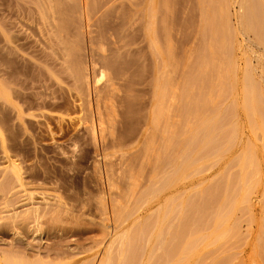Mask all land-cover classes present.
<instances>
[{
  "label": "rangeland",
  "instance_id": "374dc122",
  "mask_svg": "<svg viewBox=\"0 0 264 264\" xmlns=\"http://www.w3.org/2000/svg\"><path fill=\"white\" fill-rule=\"evenodd\" d=\"M24 1L29 2V3L31 2L29 0H24ZM52 1L53 0H51V1L49 0V2H51V3H52ZM59 1L61 2V4H65V5H63L64 8L68 7V5H70V4L71 5L69 7H71L72 4L75 5L73 7L74 8L76 7L75 8L76 10H74L73 7H72V9L74 11H77L80 15L78 16V14L76 12V16H74L75 12L73 10H71L70 12L67 11V14L71 13V16H70V14H68V15L64 14L65 16L61 15L60 13H58L56 10H53V9L51 12L50 11L51 6H52L51 3H50V6H48L49 2L46 3L47 4L46 5L45 2H43V0H41V4H42V2L44 3V5H41V7H43L44 13H45V15L43 17L45 21L44 20L41 21L42 17H39L40 15L35 17L37 13H34L35 15L33 17V15L32 14L30 15L28 12L24 13L25 10L23 8L20 9L21 8L20 6L18 7V5H17V7H16V3H14V2L10 3L9 2L8 3L9 5H8L6 1L0 0V5H1L0 11L1 12H2L3 7H5L3 9H9L10 5H11L10 11L12 13H13V10L14 11L16 10L15 15L12 14L11 17H10V15L7 16L3 12H2L3 15L0 14V43L2 42L0 44V64H1L0 71L2 73V74H0V77L3 76V78H5V76H6V79H7L6 74L10 71L12 63L14 64V66L15 65L19 66V67L15 66L16 68L14 66H12L18 72L22 71L21 68L24 69V67H22V66H24V64H22V60H21L22 58L19 59L20 56L17 55V52L15 54L14 50H16V49L12 50L13 47H15V48H19V50L17 49L19 52L18 54L19 55L21 54V57L24 56L25 59L27 57L28 58L27 60H29V61H31L30 58L32 59L33 62H37V63H39V61H40V63L42 61H46L47 63L43 62V65H44V63L46 64L43 66V70H44L43 73L45 72V70L47 71V69L52 68L51 69V70H53L52 72H54V73L56 72L55 74L53 73V76L55 75L54 78L55 79L59 78V81H60V83H59V81H56L55 79L53 80V78H52L53 76L51 77L52 79L49 78V79H51V81L48 80L49 81L48 84L46 82V85H44L45 82L43 81L42 90H43V88L46 87L45 88L46 90H44L45 94L49 95L48 92L53 91L52 94L50 93V95H54L56 97V94H57L58 95L57 99H60V101H57L58 103L55 102V104H57L56 106L54 105L53 102L49 103V101L47 100L48 101V102H46L47 104H44L45 108H44L43 104L41 105V103H42L41 100L45 97V94L41 92V90H40L41 87H39L38 90L35 89L36 85L38 87V85L40 86L41 83L35 84V82L38 83V81L36 80L34 82L35 87H34V84H33V87L31 84V83H33L34 79H37L36 77L33 78L32 82H29V84H31L32 88L30 87L31 90H29V92L27 94H29V96H30L31 95L30 92L34 91L36 94L34 99H36V97H38L37 94L41 93V95H43V97L41 96L42 97L41 100L38 101L39 104L36 102V100H38V98L36 100L33 99V96L35 94L32 95V97L28 96L29 99H28L27 104H24L26 102L21 97V100L24 103L20 104L21 100L14 99V101H13L11 99V98H13L12 95L6 93V91H8L9 93L11 92L10 90H8V88H6L7 90L2 89V91L4 90V92L0 91V103H1L0 104V112H1L0 113V264H5V263L7 264V262L10 264L11 263L10 259H16L19 262H20V260H18V259H22L21 262L25 260L26 264H29V263H31V264H40V263L41 264H101L100 262H101V259H103L104 255H105V249L107 248V245L109 244L108 242H110V240L113 238V234L115 232L113 230V229H115L114 225H116L118 223V225L121 227L119 229L120 232L122 230L121 233L127 232L130 234L131 231H133L135 229L136 225H137V227L139 225H142L144 223V221H146L149 218H152V215L154 216L153 218H155V219L158 216V219L160 221L162 218L163 211H165L164 209H166L167 205L168 206L170 205L169 207H172V208L174 207L175 199H176V201H180L182 203L185 201L186 202L189 201L190 203H187L186 205L192 204V205L186 206L183 203V206L185 205L186 206L185 208H187V210H188V213H187L188 217L187 218L189 219V217H190V219H189L190 221H188V222H190L189 225L191 228L193 227V229L197 228L194 230L195 232L199 229V232H197V233H199L198 235H202V236L204 235L203 237H205L207 239V240L204 239V243L206 241L207 244L201 243V244H199L200 246H197V250H195L196 251L195 253H197L198 250L201 251V252L198 251V254H200L199 256H201V257H199L196 254L198 257L197 256L191 257L192 259L191 258L189 259V264H192L194 261H195L194 262L195 264H222V263L225 264V262H227V261H229L228 262L229 264H264V258H262V257H264V254H263L264 253V250H263L264 241L261 240V239L264 240V233L261 234V232L263 231V228H264V197H263L264 196V147L262 146L263 145L262 141L264 138H263V133H261L262 132L261 129H259V128H255V129L251 128L250 129L251 126H250V123L248 122L249 117L247 116L246 112L244 114L245 106L247 104H246V102H244L245 99L242 98V94L240 93L241 88H242L241 82H242L243 70H244V68H246L245 67L246 65H244L245 60L249 59L248 56L254 57L253 54L252 55H251V53L249 54V52H251V51L244 50V52H247V55H245V54H243L244 52H242L244 47H241V45H240V44H242L241 41H239L240 44H236L238 42L235 43V46L238 47V48L235 47L236 51L234 52V55H233V58H234L233 64H235L234 65L235 72L233 70V73H234L235 77H233V74H231V73L227 74V72L225 71V73L228 76L227 77L226 74L224 75L223 79H225V82L223 79H220L218 72H216L217 70H214V67H216L215 66L216 64H214V65H213V63H210V65L208 64V67L210 66V68H208V70L216 72L215 74L213 72H211L213 74L212 76L214 77L215 75H217V77H219V78L217 80H215L216 79V76H215L214 77L215 79L214 78L212 79V81H214V85H213L214 90L213 89L208 90V87L206 88L207 92L211 91V90L213 91V92H211V94L212 95L214 94L213 95L214 97L212 98V95L207 97L209 102L207 100L205 102L206 110L204 111V113L206 114V111L207 112L209 111L206 114V117H209V119L212 117V119H213V120L210 119L209 121H215L217 119V116L218 117H219V115L222 116V114L224 113L225 116H224V118L222 116L220 118V121H223L222 123H224L226 125L229 124V125L225 126L224 124H222L225 126V127L224 126L222 127V129L225 131H223V133L220 135L214 134L213 140L215 137H216V139L213 141V144H211L212 142L210 143V147H208L206 150L204 149L205 151L203 149L199 150L201 148L200 146L202 145V139L201 138H203L200 134L201 133L203 134V131H200L197 133L196 132L197 129H195V128H197L196 125L200 121L199 118H201L202 115H204V114H202V115L198 114L199 117L196 118L197 117L196 113H198L200 111L199 106L202 107L201 104H203L202 103L203 101L200 103V99H201L200 96L201 95L198 91L200 89L201 83H199V85H200L199 89L197 86L198 80H200L202 77V75L199 72L200 71L199 67L201 66L199 63L200 62V59H199L200 53L199 52H200L201 47H198V46H202V43H203L202 38H201L202 29L199 26V25H201V23H199V22H201V18H200V11L198 9L199 4H197L198 3L197 0H175V1L170 0L169 4H171V3L172 4L169 5V10H167V9L164 10L166 7L165 6H164L165 8L161 7L163 5H160V7H159L158 3L160 2L161 4H163L162 0H152V1H154L155 5L153 4V2L151 0H117V1L116 0H112V1L111 0H96V4H97L96 9H94L92 11H91L92 8L90 7L91 5H93L92 0H88V3L91 2L90 4H88L89 6H87V7L91 8L90 11H88L89 16L86 13L87 11H84V12L80 11L79 6L81 7V10H83V8H82L83 0L79 4H78L79 0H77L76 3L72 2L71 0H69V1L68 0L67 1L66 0H57L55 3V0H54L53 4H57ZM65 1L67 2L68 5L66 4ZM152 4L154 5L153 7H155V9L153 7L152 8L155 10L157 15L155 13H153L154 11L151 8ZM14 5H15V7H14ZM45 5L48 6L47 9L48 10L50 9L49 11L45 9L46 8ZM112 5L114 8L112 7ZM170 6H171V8H170ZM13 7H14V9H12ZM147 7H148V9H147ZM15 8H17V9H15ZM77 8H79V9H77ZM18 9L20 10L19 13L22 12L25 14V16H22V13H20L18 15V12H17ZM21 10H24V11H21ZM87 10H89V9H87ZM149 11L154 14L153 17L151 16L152 13H150ZM16 12H17V15H16ZM80 12L83 14H81ZM231 12H232L231 14L235 13L233 7L231 8ZM84 13L86 15H84ZM162 13L163 14L165 13L164 15H167V16H164ZM26 14H27V16H26ZM123 14H124V16H123ZM171 14H172V17H175L174 20L170 18ZM189 14H191V15H189ZM198 14H199V17H198ZM4 15H6V16H4ZM81 15L84 16V17L82 16L84 19H82ZM29 16H32V17H29ZM61 16L66 17V18L69 17V22H70L69 24H71V25L67 24L66 30L58 33L59 27L61 25L60 19L58 17H61ZM154 16H156V17H154ZM25 17H28V18H25ZM165 17H167L168 21ZM194 17H195V19H192ZM77 18H79V19H77ZM152 18H153V20H152ZM184 18H185V20H184ZM137 19H138V21H137ZM154 19L156 20V24L155 25L153 24V25L155 27V30L158 29L156 33H158V32L160 34L162 33V35L159 37L160 41L164 37L165 29L167 27L169 28L170 26H172L169 28V29H171L172 32L171 31H169V32L172 35L171 37L173 40L171 41V46L175 50V54H176L175 60L177 61L176 62L174 60V62L170 63L169 67L167 68L169 70L170 69L173 70V71L172 70L168 71L172 75L170 77V79L172 78L171 82H172V80H173V82L171 83L172 85L169 87V92H168L169 95H167L164 98L165 101H163V103L161 104L162 107H160L166 114L163 112V116H162L163 119L161 118L159 123L158 124L156 123V125L154 124L155 123V121L153 119L154 116H152V115H153L154 111L156 112L159 109L158 106H160V104H159L160 103V97H159L160 95H159V92L157 90L155 91V85L152 82V80H154V76H152L154 74V69H152L153 68V62H152L153 60H152V54H151V50H150L151 48H149V45H150V43L148 41L149 39H147V37H146L147 27H149V26L146 27V25H147V23H149V21L154 23ZM82 20H83V22H82ZM231 20H232L231 25L236 26V22H235L236 18L231 17ZM43 21L47 25H45L43 23ZM90 21H91V23H90ZM126 21H127V23H125ZM187 21L189 24L187 23ZM52 22H54V23H52ZM131 22H132V24H131ZM138 22H140V23H138ZM175 22H176V24H175ZM40 23H42L44 25H42ZM50 23H52V24H50ZM152 23H151V25H152ZM161 23H163L165 26ZM171 23H172V25H171ZM180 23H183V24H180ZM87 24L90 25V27H88ZM99 24H101V25H99ZM49 25L52 27L50 28ZM98 25H99V27H98ZM142 25L145 27H143ZM156 25H157V29H156ZM45 26H48L49 28L48 27L46 28ZM232 26H231V28L234 27V29L232 31H234L236 29V27L235 26L232 27ZM126 27L128 29H126ZM173 27H174V29H173ZM52 28H54V29L51 31ZM183 28H185V29H183ZM188 28H189V30H188ZM131 29H132V31H131ZM161 30H163V31L161 32ZM180 30L182 31L183 35L181 34ZM103 31H104V33H103ZM40 32L43 35H41ZM92 32H94V33L97 32V33L94 34ZM131 32H132V34H131ZM52 33H53V38H51ZM118 33L120 35L124 34L123 35L124 39H122L123 38L122 35H121V37H122L121 38ZM159 33H158V35H159ZM8 34H10V35H8ZM47 34H49V35L47 36ZM54 34L55 35L57 34V35L55 36ZM100 34L103 35V38L101 37L102 42L100 41V37H99ZM104 34H105V36H104ZM112 34L115 35L116 38L113 37ZM28 35H30V36H28ZM72 35L76 39L70 38ZM77 35H78V37H77ZM140 35H142V36H140ZM173 35H174V37H173ZM12 36H15V37H12ZM43 37H44L45 41L43 39H41ZM61 37L63 40L61 39ZM83 37H84L85 41H84V39H82ZM94 37H95V39H94ZM189 37H190L191 41L189 40ZM11 38H13L14 41ZM25 38H27V39H25ZM98 38H99V40H98ZM138 38H139V40H138ZM9 39L12 40L11 41L12 43L10 42ZM71 39L74 40L73 41L74 43L72 42ZM163 39L161 42L164 45L161 42L160 43L162 46L165 47V43H164ZM186 39H188V40H186ZM194 39H195V41H194ZM5 40H7L6 44H8L7 42L9 41V47L5 43H3V42H5ZM32 40H33V42H32ZM113 40H115V41H113ZM43 41H44V43H43ZM56 41H57V43H56ZM60 41H61V44L59 43ZM68 41L70 43H68ZM116 41L119 44H115ZM179 41H181L180 44H179ZM187 41H189V42H187ZM203 41H204V39H203ZM65 42L67 43V45H65L66 44ZM71 42L73 43L74 46H76V48L72 47ZM100 43H102L101 44L102 48L100 47ZM130 43H132V45ZM14 44H16L17 46ZM24 44H25V46H24ZM41 44H43V45H41ZM62 44L64 45V47ZM97 44H99V45H97ZM125 44L126 45L128 44V45L125 46ZM141 44H143L144 46ZM2 45H3V47H2ZM4 45H6L7 47ZM18 45L21 46L22 48H20ZM46 45H48L49 47ZM70 45H71V47H70ZM114 45L115 46L117 45L118 49H116L117 46L115 47ZM54 46L56 48L53 49ZM61 46H62V48H61ZM92 46L95 49L92 48ZM190 46H192V47H190ZM239 46L241 47V49ZM25 47L28 51L25 49ZM103 47H105V48H103ZM129 47H130V49H128ZM68 48H70V49L68 50ZM77 49H78V51H77ZM91 49H92V51H91ZM102 49L105 52L107 51L106 54H105V52L101 53ZM133 49H136V50H133ZM184 49L186 51H184ZM188 49L190 50L189 52H188ZM1 50L3 52H1ZM7 50H9V51H7ZM22 50H25V52ZM43 50L46 52L44 53ZM47 50H49V51H47ZM58 50L60 51V53ZM61 50H63V51H61ZM12 51H13V54H12ZM31 51L36 52L37 54L34 52L33 53L37 57H35V55ZM142 51H143V54L145 53L144 55L142 54ZM26 52L32 54V56L34 55V58L31 57L30 54H26ZM63 52H64V56H63ZM91 52H94V54L93 53L91 54ZM113 52L115 55L120 54V57L122 55V57L120 58L122 60H120V59L119 60L121 61L122 68H125L127 73H128L129 67L131 66L130 70H129L130 73H129V75L128 74L127 75L130 78H132V79L134 78V79L132 81V79H130L128 77V79H130V80L127 79L126 81L125 80H123V81L118 80L117 81L119 83V85H122V86H120L122 88V90L118 93V96H116L115 102H116V106L118 107L119 114L120 113L121 114L119 115L118 118H116L113 129H111V130H114V132H115L114 135H111L110 133H108L107 136L105 137V139L101 140V138H100L99 140H97V142H93L94 140H92V137H90L91 134H90V129H89L90 123H91L90 122L91 120H89V119H91L92 115L88 110L89 109L88 105H87L88 96L87 95L85 96V92H83L84 94L82 93V91H84V90H82L81 88L78 89L77 85H75L76 83L74 82L75 81L73 79L74 77L72 78V70H70L72 68L70 66L72 64L75 65L76 61L77 62L82 61L83 63L89 64L90 61L92 60V56H94L93 59L99 58L102 55H106V56L108 55L107 57L113 58V56H114ZM6 53L8 56L6 55ZM43 53H44V55H43ZM147 53L150 56H148ZM1 54H2V56H1ZM55 55H56V57L54 58L53 56H55ZM181 55H184L185 57L181 56ZM15 56L19 57V58L16 59ZM136 56H138V57H136ZM139 56H140V58H139ZM197 56H198V58H197ZM123 57H125V58L123 59ZM13 58H14V61H12ZM195 58L197 59V61H195L196 60ZM5 59H7V60H5ZM133 59H134V61H133ZM239 59H240V61H239ZM242 59H244V60H242ZM71 60H75V61L73 62ZM86 60L88 62H86ZM126 60L127 61L129 60V61L126 62ZM178 60H179V62H178ZM236 60H238V61H236ZM252 60H253V62H251V64L252 65H253V63L256 64V65H253L254 67H256L257 66L256 60L254 58ZM7 61L8 62L10 61V62L8 63ZM16 61L19 62L20 64L19 63L17 64ZM59 61H60V63H62L61 65H63L62 66L63 68L61 67L60 64H58ZM131 61H133V62H131ZM186 62H188V63H186ZM197 62H198L199 67H197ZM227 62L228 61H226V63L224 62L225 66L230 63V62H228V64H227ZM6 63H8V66L10 68L7 66ZM143 63H144V65H143ZM51 64L53 65V67H50ZM57 64H58V66H57ZM64 64H66V65H64ZM28 65H32V64H28ZM28 65H25V68L26 67L27 68H26V70H24V73H25V71H27L29 73L32 72L31 71L32 66H30L31 68L29 69ZM74 65H72V66H74ZM185 65H187V66H185ZM229 65H230V68L233 67L231 65V63ZM47 66L50 68H47ZM183 66H185V68ZM6 67H8V68H6ZM19 68H20V70H18ZM134 68H136L137 70ZM190 68H192V69H190ZM223 68H224V65H223ZM230 68L228 69V66H227L224 70H227V69L230 70ZM3 69H5V70H3ZM7 69L9 70L8 72H6ZM198 69H199V71H198ZM59 70L61 72L63 70V72L59 73ZM189 70H190V72H189ZM3 71H5L6 74ZM258 71L260 72L259 69L257 70V72ZM192 72H195V73L193 74ZM198 72L200 75L198 74ZM228 72H231V71H228ZM240 72H242V73H240ZM65 73H66V75H65ZM99 73H100V71H98L96 75H98L100 77L101 75H99ZM110 73L108 74V71H105V74L107 77L105 76L102 79L101 85L104 86L106 84L108 78L110 77L109 76ZM142 73H144V74L142 75ZM190 73H191V75H190ZM37 74L38 73H36V75ZM58 74H60L59 77H58ZM192 75L194 78H197L196 79L197 81H194L196 83V85H195L196 87L193 86L194 83L191 81V80H195L193 78L192 79L190 78ZM194 75H197V77H195ZM60 77H62V78L60 79ZM183 77L185 78L184 80L182 79ZM187 77H188V80H187ZM226 77L228 80H226ZM149 78H150V80H148ZM235 78L237 80H235ZM135 80H137V81H135ZM221 80L223 81L222 83L224 84V86L221 85ZM185 81H186V83H185ZM216 81H217V83H216ZM53 82H54V85H53ZM132 82H134V83L132 84ZM219 82H220V85L218 84ZM144 83H145V85H144ZM225 84H227V85H225ZM50 85L52 86L50 88L53 89V87H54V88H56V91H55V89H53L51 91L50 88H49V90H50L49 91L48 87ZM71 85H72V87H71ZM73 86H74V88H73ZM152 86H154V87H152ZM183 86H184V89H183ZM225 86H227L229 89ZM185 87H186V89H192V96L190 94V98H189V100H187V101H189L188 103L190 104V106L192 105L191 111L187 115V121H186V117H185V113H186L185 112V107H186L185 104L187 102V101H185L186 99L184 96ZM190 87H192V88H190ZM193 87H194L195 91L193 90ZM217 87H219V88H217ZM60 88H62V89H60ZM76 88L78 90H76ZM32 89H33V91H32ZM218 89L220 91H222V89H223V91H226V89H227V91H229V92L226 91L225 95H222L223 96L222 98L221 97L216 98V96L218 95V92L220 93V91ZM180 90H181V92H180ZM37 91H39V92L36 93ZM54 91L57 93H55ZM59 91H61V92H59ZM77 91H78V94L79 93H81V94L78 95ZM53 93H55V94H53ZM127 93H128V95H127ZM141 94H142V96H141ZM180 94H182V95H180ZM9 95H11V96H9ZM2 96L4 98L3 100H2ZM78 96H80V97H78ZM196 97H197V99L198 98H200V99H198V101H196L197 100ZM132 98H134V99H132ZM128 99H130V100H128ZM29 100L32 101L33 108L31 106V104L29 103ZM45 100H46V98H45ZM149 100L151 103L149 102ZM16 101H19V102H17L18 105H16V103H15ZM121 101L122 102L124 101L123 103H125V106H122L124 104ZM127 101H129V102L127 103ZM6 103H8V104H6ZM117 103L119 104V106ZM188 103H187V105H188ZM222 103H223V105H222ZM224 103H225V105H224ZM244 103L246 104L245 106H244ZM50 104H52L53 107ZM128 104H129V106H128ZM194 104H195V106H194ZM20 105H21V107H22V105H24V106L26 105L25 107H22L24 109L29 105L27 107L28 111H26L27 109H25L26 112L24 114H21L20 113V109H21ZM169 105L171 106L170 108H169ZM220 105H221V107H220ZM11 106L13 107V109L11 108ZM18 106H19V108H18ZM30 106L32 109H30ZM42 106L46 110H44L42 108ZM152 107H154V108H152ZM163 107L166 108V110L163 109ZM170 109H171V111H169ZM197 109H198V111H197ZM239 109L241 110V112H239L240 111ZM229 110H231V111H229ZM224 111H227L229 114L227 112H224ZM232 111H235V112H232ZM30 115L32 117H29ZM214 115L216 117L215 120L213 117ZM9 116H10V118H9ZM194 116H196V117H194ZM80 117H81V120H80ZM232 118H234V119H232ZM83 120H85L84 123H83ZM230 120H232V123L230 122ZM12 121L14 124L12 123ZM153 121H154V123H153ZM196 122H198V123H196ZM85 123H86V125H85ZM121 124H122V126H121ZM174 124H176L175 125L176 127L173 126V128H172V125H174ZM226 127H227V129H226ZM166 128H167V130H166ZM169 128H170V131H169ZM175 129H176V131H175ZM257 129H258V131H256ZM86 130H87V132H86ZM164 130H166V131H164ZM252 130L256 131L254 136H253L254 132ZM173 131L176 132L175 135H174ZM229 132L231 134H229ZM232 132H234V134H232ZM257 133H258V136H257ZM164 134H166V135L164 136ZM192 135L195 136L196 138L198 135L197 142L200 139L199 140L200 145H198L199 146L198 147L199 153H200V151L203 150L205 153L203 151H202V153L206 154V156L210 157V159H209V157L208 158L206 157V160L209 159V161H210L212 159V161H210L209 164H207V162H209L208 160L207 161L203 160L205 162V164H207L206 166H205V164H204V166L203 165L201 166L203 169L198 168V166L200 167V165L203 164L202 163L203 161H201L200 159H203L205 155L202 154L203 157L200 155L202 158L199 157V159H198L199 153H198L197 147H196L197 144L194 145V147H196V149L193 148L191 153H189V157L187 160V162L189 161V159L191 160V161H189L190 165H191L189 168L185 169L186 167H183V166L181 167L182 163L180 161L175 162L176 156L174 153H176V150H175V152L172 151V150H174L172 148H175V147H173L174 144L176 145L177 143L184 142L185 141L184 139H186V137L190 138ZM199 135L201 136V138H199ZM224 135L226 136L225 138H227L228 141H230V139H232V137H230L231 135L233 137L236 135L234 137L236 139H235V141H233L234 139L232 140L235 143L233 145L234 147L233 148L231 147L230 151L228 150L229 148H227V146L228 145L231 146L233 144L232 141H230L231 144L228 143L226 148H225V146H223L225 148V150H223V152L225 151L226 153L223 154V152L221 151L220 153L225 155V157L222 156L224 158H221L220 156L222 154L218 156L217 152H215V151H217L216 148L218 149L220 147L217 144H220L222 141V138L219 136L223 137ZM166 136L167 137L171 136V138H174V139H171L174 142V144L172 142V148H168V151H167V149H164ZM193 136H192V138H194ZM162 137H164V139ZM219 138L221 139V141ZM225 138H223V141L226 140ZM116 140L118 143L116 142ZM150 140L151 141L154 140L155 144L153 142H151ZM226 141H225V143L227 144L228 141L227 142ZM120 142H122V143H120ZM94 143H96L97 146L94 145ZM150 143L152 144V146ZM194 143H196V142L194 141ZM225 143L222 142V145H224ZM149 144L151 147L148 146ZM248 144H250V145H248ZM108 145L110 146V148ZM158 145L160 148L158 147ZM163 145H164V147H163ZM222 145H221V147H222ZM235 145H236V147H235ZM249 146L250 147L252 146V148H251V149H253L252 152L255 151L257 161H258V165L260 164L259 165L260 169L258 168L259 174H257L258 177L255 178V181L253 183L254 189L253 190L251 189V191H253V193L251 192V194H250L248 192L249 196H248V193L245 195H243V193L240 194V192H241V188H240L239 191L238 190L236 191V193H238V194L235 193L236 195H232V191H233L232 188L239 181V178H236V181L237 180L238 181L235 182V177H238L239 174L236 173L238 176L236 175L234 177V179H233V176H229L230 172L233 171L229 165H233L232 162H234L236 160V158H238V157L240 158V157L248 154L249 152H251L250 150H249V152L247 150L250 148ZM157 147H158V149H157ZM224 148H221V149H224ZM105 149H106V151H105ZM169 149H170V151H169ZM194 150L197 151L196 155H198V156L195 155L197 158L194 156V153H196V152H193ZM227 150H228V152H227ZM165 151H167V152H165ZM207 152L208 153L210 152L212 157L210 156V154L207 155ZM166 153H167V155H166ZM169 155H170V157H169ZM172 155L175 157V159ZM192 157H195L197 159V161L200 160V163H199V161L198 162L194 161L196 159H194ZM234 157H235V159H234ZM191 158L194 160H192ZM213 159L215 161L214 164H213ZM232 159H233V161H232ZM170 160H171V162L173 161L172 162L173 165L175 164L174 167H173V165H172V167L169 166L170 164L167 163ZM229 160L232 161V162L230 161L232 164H230ZM227 162H229V165H227L228 164ZM13 163L15 166H17L16 168H18V170L15 168V166L13 167V165H12ZM193 163H195V164H193ZM210 164H211V166H210ZM212 164L214 165L213 167H212ZM235 164H236V162L234 163V165ZM193 165H195L194 168H192ZM225 165H226V167H225ZM234 165H233L234 171L238 172L235 169ZM176 167L177 168L181 167L178 172H177L178 169ZM172 168L178 174L175 173L174 171H172L171 170ZM196 168H198L197 172H192ZM228 168H229V171L227 170ZM175 169H177V170H175ZM188 169L191 172V174L188 173L189 172ZM8 170L10 173L8 172ZM223 170H225L224 171L225 174L229 173L225 176L228 178L230 177L229 180L234 181L233 185L230 184L232 181H229L224 176V173H222ZM162 171H163V173H162ZM219 171H221L222 174ZM164 172H165L166 177L169 178L168 182L170 180L173 182V184L171 183L172 187L169 189L167 188V186H171L170 183L168 184L167 181L165 180L168 185L165 184L164 179L160 180V177H159L160 175H163ZM10 174H11V176H10ZM8 175H9V177H8ZM221 176L224 177L225 179H227L229 182L228 181L225 182V179H222ZM218 177H220L222 180H224V182L222 181L223 185L222 184L220 185V186H222L221 190L219 189L220 194L217 192H215V193H217L219 195L224 193L222 196L225 195L228 198V200H225V202L223 201L224 204L228 203V205H229V202H231L229 197L231 196V199L233 198L232 196L235 197L233 199H235L234 206H235L236 211L234 210L235 212L233 214V213H230V210H229V212L227 210V213H229L227 215L229 217H227V218L224 217L225 221H227V222H223V224L225 223L224 225H226V226H223V224H222V227L220 226L221 228H219L220 229L219 233L221 232V230L224 227H227V230H225L226 232L230 228L231 229L233 228L232 230L230 229L226 235V237H227L229 234L230 235V237L228 236L229 238H227L226 240H225V237H223L224 239L218 238V240L222 239L224 243L220 240H219V242H217L218 240L216 238L218 237V235H217L218 232L214 234V232H213L214 227L212 226L213 225V223H212L213 222L212 221L213 215L212 214L213 213L215 214L214 211H218V208H215V206H219L221 204L219 202L221 201L222 196L218 199H215V201H214V197H211V198L209 197V199H211V200L213 198L214 202L207 199V197H208L207 196L208 186L210 187V185H213L215 188L216 183H218V182L221 183L220 178H218ZM14 178H16V179H14ZM157 178H159V180L162 182L160 183V181L157 180ZM18 179H20V181ZM109 179H111V180H109ZM218 179H219V181H218ZM153 180L155 182L157 180L158 184L155 185V182ZM110 183H112V184L110 185ZM225 183H227L228 186ZM159 184H160V186H159ZM161 184H163V185L161 186ZM229 184H230V186L232 185V188L229 186ZM116 185H117V187H116ZM159 187H160V190L162 192H160V190L157 189ZM117 188H119V189H117ZM154 188H155L156 194L153 191ZM204 188H205V190H204ZM210 188H209V191L213 190V187L211 189ZM224 188H225L226 193L223 191ZM149 189L151 190V191H149V194L151 193V195H153V196L155 195L154 198H152L153 196L150 197L152 199L149 198V195L147 192ZM112 190L115 192H113ZM157 191H159V193ZM153 192H154V194H152ZM239 194L242 197L244 196V199L248 196L246 198V199H248L246 204H245V200L242 201L243 198L241 196L238 197ZM200 195H201V197H200ZM113 198L115 199V202H114ZM121 198H123V199H121ZM236 198L239 200V202H238L239 204L236 202L237 201ZM110 199L112 200V203H111ZM180 199H183V200H180ZM240 200L242 201L241 204H240ZM122 201H124V202H122ZM216 201H217L218 205H216ZM248 202H249V204H248ZM121 203H123L124 205ZM182 203H179V205ZM208 203H210V204H208ZM102 204L105 207H103ZM119 204L122 206H120ZM177 204H178V202L175 204V208H176L175 212L177 210H178L177 212H182L184 207L182 205H180V208H179V206H177ZM207 204H208V207H207ZM230 204H231L230 207L228 205H226V206L223 205V209L225 207H227V209L231 208V212H232V206H233L232 204L233 203H230ZM247 204H248V207L250 206L249 208L247 207ZM244 205L246 206L245 208H244ZM124 206H125V208H124ZM234 206H233V209H234ZM112 207H113V209H112ZM114 207H116L117 210H115ZM210 207H212L213 209ZM31 208H32V210H31ZM35 208H39L40 211L39 210L38 211L41 213L37 212L38 214L36 215L33 212V214H35V216H34L32 214V212H30V213L27 212V210L33 211V209H35ZM104 208H106V209L108 208L109 211L108 210L106 211ZM245 209H246V212H245ZM112 210H114V211H112ZM209 210H212V213L209 212ZM25 212H27V213L24 214ZM56 212L58 213L57 215L55 214ZM175 212L172 213V215L174 217H175V215H177V213H175ZM174 213H175V215H174ZM209 213L211 214L210 216L212 217V219L209 216ZM28 214H30V215L28 216ZM39 214H42V216H40ZM123 214H124V216H123ZM189 214H190V216H189ZM206 214L208 216H206L205 218L203 217V219H202L201 215L204 216ZM225 214H226V212H225ZM24 215H25V217L23 218L22 216H24ZM193 215H194V217H193ZM31 216H34V217H31ZM121 216L123 218H121ZM118 217L123 219V221L120 219L122 223L120 221L117 222ZM208 217H210V220L207 221ZM191 218L192 219L195 218L194 219L195 221L192 220ZM124 219H126V220H124ZM155 219H153V220L156 223L153 220L152 221H153V223L157 224V226H155V224H154L155 227L152 225V227L156 228V229H154V228H152V229H154V233H155V230H156V233H158L160 231L159 229L161 228L160 227L161 223L159 224V229H157L159 221H158V219L157 220H155ZM200 219L202 220V222H199ZM226 219H228L229 221ZM102 222H103V224H102ZM196 222H198V224ZM204 222H205V224H204ZM119 223H121V224H119ZM206 223L208 225V227L206 226V229L209 230L210 234H211V231L213 232L211 235L208 234L209 233L208 230L207 231L205 230ZM101 224H102V226H101ZM201 224H203L204 226ZM236 224H238V225H236ZM104 225H107L108 229L109 230L111 229L110 230L111 232L106 230L104 228L105 227ZM199 225H201L202 227L200 226L198 228ZM235 225H236V227H235ZM110 226H111V228H110ZM102 227L104 229H102ZM149 227H151V225ZM149 227H148V229H150ZM228 227H229V229H228ZM102 230H106V233L109 232L108 235L105 234V232ZM202 230H204V231H202ZM151 231L152 232H150V230H149L146 234L145 233L144 234L147 235V234L152 233V235H153V230H151ZM214 231H216V230H214ZM103 233L106 235L105 238L108 236L106 239H104ZM156 233L153 236L148 235L149 237L148 236L143 237V234L139 235L140 236L139 238L136 237V239H135L136 241H134V242H136L135 247L137 246L138 250H137V247L135 249V247L133 246L134 242H133V244L131 243L130 245L127 243V247H131L130 250H132V247H133L134 253L130 251L131 254H135L136 250H137V252H139V249H142V248H143V251L146 250L147 247H148L147 250H149L150 246L152 247L151 249H154V251L156 252V250H158L161 247L160 246L161 244L159 245V247H156V246H158V244H156V243L159 242L156 238V236H157ZM215 235H216V238L214 237ZM257 235H258V237H257ZM261 235L263 238L262 237L260 238ZM150 237H151V239H149ZM157 237L161 238V236H157ZM208 237L212 238L213 242L215 241L216 243L214 242L215 244H212L213 242L210 241V244H209L208 243L209 242ZM145 238L149 239V241L147 240V245H146V243H143V242H145ZM162 239H163V237H162ZM162 239H159V240H162ZM231 239H233V240L231 241ZM141 240H142V242H141ZM129 241H131V240H129ZM156 241H158V242H156ZM140 242L142 243V245L145 244L146 247L145 246L144 247L138 246ZM148 242H150V243H148ZM153 242L156 245L155 247H154V244L150 245ZM161 242L162 241H160V243ZM257 242L261 243V244H258ZM219 244H220V247H219ZM207 245H209V246L207 247ZM221 245H223V246H221ZM229 245H231V246H229ZM203 246H205L207 248V249H205L206 251L205 250L202 251L201 247H203ZM140 247H142V248H140ZM144 248H146V249H144ZM215 248H217V249H215ZM125 249L129 250V248H124L123 252L126 251ZM212 249H214L216 251H213ZM128 250L126 251V254L129 253ZM147 250L144 252L142 251L143 254L140 251L139 255H132V257L133 256L134 257L135 256L136 257L141 256V258L143 257L142 259L140 258L141 264H145V263L147 264V261L149 262V259L148 260H144V259H147L146 257H148V254H149L148 252L151 251V250H149V251H147ZM160 251H162V247H161V249L158 250V252H156V254L157 253L159 254ZM155 252H153V253H155ZM259 252H260V254L262 253L261 254L262 257L258 256V255H260ZM162 253H160L159 256H161ZM195 253H194V255H195ZM213 253H215V256L213 255ZM156 254H154V255L156 256ZM231 254L233 257L231 256ZM124 255H125V252H124ZM9 256H12L13 258L10 257V259H9ZM134 257H133V259H134ZM156 257L154 258L155 260H156ZM194 257H195V259L200 258L201 260H199V259L195 260ZM231 257H232V259H231ZM137 259L135 258L134 261H136ZM7 260H9V261H7ZM25 261L22 263L25 264ZM117 261H118V259H117ZM117 261L115 262V264H118L119 261L118 262ZM153 262L154 261L151 260L150 264H154ZM133 264H136V262H134ZM160 264H164L163 261H161Z\"/></svg>",
  "mask_w": 264,
  "mask_h": 264
},
{
  "label": "bare ground",
  "instance_id": "6f19581e",
  "mask_svg": "<svg viewBox=\"0 0 264 264\" xmlns=\"http://www.w3.org/2000/svg\"><path fill=\"white\" fill-rule=\"evenodd\" d=\"M3 1V0H2ZM4 1H6L7 2V4L10 2H14V3H16V7H17V5H18V7L20 6L21 8L20 9H24V10H21V11H24V13H29L30 15L32 14L33 15V17H34V13H37L36 14V16L35 17H37L38 15H40L39 17H44V15H45V13H44V9H43V7H41V5H44V3L43 2H45V4L46 3H48L49 2V0L47 1V0H43V2H42V4H41V0H29V1H31L30 3L29 2H26V1H24V0H4ZM51 1V0H50ZM56 1L57 0H55V3H56ZM67 1V0H66ZM65 1V2H66ZM69 1V0H68ZM72 2H75L76 3V1L77 0H71ZM82 0H79L78 1V4L81 2ZM112 1V0H111ZM117 1V0H116ZM152 1V0H151ZM169 1L170 0H162V3L163 4H161L160 2V4L158 3V5H159V7H160V5H163V6H161V7H164L165 9L164 10H169V5H171V4H169ZM175 1V0H174ZM5 2V3H6ZM60 2V1H59ZM57 3V4H53L54 3V0L52 1V3L51 2H49V4H48V6H50V3H51V12H52V9L53 10H56L58 13H60L61 15H66L67 14V11H71V10H73L72 9V7L73 6H75V5H73L72 4V6L71 7H69L70 5H68L67 4V2H66V4L68 5V7H66V8H64L63 7V5H65V4H61V2L60 3ZM99 2V1H98ZM153 2V4H154V1H152ZM197 4H199V11H200V18H201V22H199V23H201V25H199L200 26V28L202 29V36H201V38H202V46H198V47H201L200 48V67L198 66V62H197V67H199V69H200V71H199V69H198V71L200 72V74L202 75V77H201V79L200 80H198V89H199V86H200V89L198 90L199 91V93H200V97H201V99L200 98H198V99H200V103L202 102L203 104H201L202 105V107L201 106H199L200 107V111L198 112V113H196L197 114V117L196 116H194V117H196V118H198L199 116H198V114H204V115H202V117L201 118H199V123L198 122H196V123H198L196 126H197V128H195V129H197L196 130V132L198 133V132H200V131H203V134L201 133L200 135L203 137V138H201V136L199 135V138H201L202 139V145L200 146L201 148L199 149L198 147V145H200L199 144V140H198V142H197V138H198V135H197V138L195 137V136H193L194 138H192V136L190 137V138H188V137H186V139H184L185 141L184 142H180V143H177L176 145L174 144V142L171 140V139H174V138H171V136L170 137H167L166 136V138H165V147H164V145H163V147H164V149H167V151H168V148H172V142H173V144H174V146L173 147H175V148H172V149H174V150H172V151H174L175 152V150H176V153H174L175 154V156H176V159H175V157H174V159L176 160L175 162H177V161H180L182 164H181V167L183 166V167H186L185 169H187V168H189L191 165H190V162L189 161H191L190 159H189V161L187 162V160H188V157H189V153H191V151L193 150V148H195L196 149V147H197V151H198V149L199 150H201V149H207L208 147H210V143L211 144H213V141L216 139V137L214 138V140H213V137H214V134H218V135H220V134H222L223 133V131H225V130H223L222 129V127L225 125V126H227V125H229V124H224V123H222L223 121H220V118L223 116V118H224V116H225V114L223 113L222 114V116H220L219 115V117L217 116V119L215 120V115L213 116L214 117V120L215 121H209L210 119L211 120H213L212 119V117L209 119V117H206V114L209 112H207L206 111V114L204 113V111L206 110V107H205V102H206V100L208 101V99H207V97L208 96H211L212 94H211V92H213L212 90L211 91H208L207 92V87H208V90H210V89H213V85H214V81H212V79L216 76V79L215 80H217L219 77H220V79H223L224 78V75L226 74L225 73V71L227 72V74H233V77H235L234 76V73H233V70H234V72H235V67H234V65L235 64H233V61H234V58H233V55H234V52L236 51V48H238V47H236L235 46V43L236 42H238V43H236V44H240L239 43V41H241V43L242 44H240L241 45V47H244V49H243V51L242 52H244V50H247V51H251V52H249V54L251 53V55L253 54L254 55V57L253 56H251V57H249L248 56V60L246 59L245 60V63H244V65H246L245 67L246 68H244V70H243V75H242V82H241V84H242V88H241V94H242V98H244L245 99V101L244 102H246V104L244 103V106H245V111H244V114H245V112H246V114H247V116L249 117V123H250V129L251 128H253V129H255V128H259V129H261V133H263V138H264V0H197ZM71 3V2H70ZM91 3V2H90ZM90 3H88V0H83V2H82V8H83V10H81V7L79 6V8H80V11L81 12H84V11H87L86 13H87V15H88V11H90V9H91V11L92 10H94V9H96V0H92V4L93 5H91L90 7L91 8H89V7H87V6H89L88 4H90ZM2 4V3H1ZM4 4V3H3ZM118 4V3H117ZM150 4V3H149ZM152 4V6H151V8L155 5H153ZM6 5V4H5ZM9 5V4H8ZM47 5V4H46ZM45 5V6H46ZM108 5V4H107ZM116 5V4H115ZM1 6V5H0ZM3 6V5H2ZM48 6H46V10H48L47 9V7ZM149 6V5H148ZM235 6V7H234ZM11 7V5L9 6V9H3V8H5V7H3L2 8V12L3 13H5L7 16H9L10 15V17H11V15L13 14V15H15V11L13 10V13L10 11V8ZM14 7H15V5H14ZM14 7L12 8V9H14ZM105 7V6H104ZM112 7H113V5H112ZM118 7V6H117ZM158 7V8H159ZM195 7V6H194ZM234 8V11H235V13L234 14H231L232 12H231V8ZM74 8V7H73ZM76 8V7H75ZM74 8V10H76ZM79 8H77V9H79ZM114 8V7H113ZM119 8V7H118ZM117 8V9H118ZM154 9H155V7H153ZM152 8V10L154 11H152L153 13H155L156 14V12H155V10ZM170 8H171V6H170ZM193 8V7H192ZM15 9H17V8H15ZM87 9H89V10H87ZM146 9V8H145ZM147 9H148V7H147ZM197 9V10H198ZM48 10V11H49ZM73 10V11H74ZM19 9H18V15L20 14V13H22V12H20L19 13ZM196 11V10H195ZM1 11H0V14L1 15H3V13H2ZM17 12H16V15H17ZM75 13V15L74 16H76V12L77 11H74ZM80 12V13H81ZM111 12V11H110ZM124 12V11H123ZM150 12V11H149ZM152 12H150V13H152ZM162 12V11H161ZM160 12V13H161ZM24 13H22V16H25V14ZM48 13V12H47ZM46 13V14H47ZM73 13V12H72ZM107 13V12H106ZM117 13V12H116ZM149 13V14H150ZM152 13V17H153V14ZM191 13V12H190ZM59 14V15H60ZM68 14H70V16H71V13H68ZM67 14V15H68ZM77 14H78V16L80 15L78 12H77ZM81 14H83V13H81ZM118 14V13H117ZM159 14V13H158ZM163 14V13H162ZM165 14V13H164ZM163 14V15H164ZM168 14V13H167ZM195 14V13H194ZM6 15H4V16H6ZM42 15V16H41ZM48 15V14H47ZM64 15V16H65ZM84 15H86L85 13H84ZM157 15V14H156ZM160 15V14H159ZM189 15H191V14H189ZM26 16H27V14H26ZM77 16V17H78ZM83 15H81V17H82ZM89 16V15H88ZM87 16V17H88ZM97 16V15H96ZM101 16V15H100ZM117 16V15H116ZM115 16V17H116ZM123 16H124V14H123ZM164 16H167V15H164ZM3 17V16H2ZM29 17H32V16H29ZM46 17V16H45ZM49 17V16H48ZM47 17V18H48ZM84 17V16H83ZM82 17V19H84ZM113 17V16H112ZM154 17H156V16H154ZM170 17V16H169ZM188 17V16H187ZM198 17H199V14H198ZM231 17H235L236 18V26L235 25H233V26H235L236 27V29L234 30V31H232L233 29H234V27L231 25ZM25 18H28V17H25ZM41 18V21L42 20H44V18L42 19ZM59 19H60V23H61V25H60V27H59V32L58 33H60V32H62V31H65L66 30V27H67V24L68 25H71V24H69L70 22H69V17H58ZM71 18V17H70ZM138 18V17H137ZM163 18V17H162ZM166 19H167V17H165ZM171 19H173L174 20V18L175 17H172V14H171V17H170ZM32 19V18H31ZM37 19V18H36ZM58 19V20H59ZM72 19V18H71ZM77 19H79V18H77ZM88 19V18H87ZM117 19V18H116ZM151 19V18H150ZM160 19V18H159ZM178 19V18H177ZM183 19V18H182ZM188 19V18H187ZM192 19H195V17L194 18H192ZM30 20V19H29ZM35 20V19H34ZM91 20V19H90ZM120 20V19H119ZM145 20V19H144ZM148 20V19H147ZM152 20H153V18H152ZM184 20H185V18H184ZM45 21V20H44ZM44 21H43V23H44ZM52 21V20H51ZM99 21V20H98ZM125 21V20H124ZM130 21V20H129ZM137 21H138V19H137ZM136 21V22H137ZM159 21V20H158ZM167 21H168V19H167ZM171 21V20H170ZM176 21V20H175ZM193 21V20H192ZM195 21V20H194ZM199 21V20H198ZM50 22V21H49ZM82 22H83V20H82ZM151 21H149V23H147V25H146V27L147 26H149V27H147V33H146V37H147V39H149L148 41H149V43H150V45H149V48H151L150 50H151V54H152V62H153V68L152 69H154V74L152 75V76H154V80H152V82L154 83V85H155V91L157 90L158 92H159V97H160V106H158L159 107V109L155 112L154 111V113H153V115L152 116H154V121H155V123H154V121H153V123L156 125V123L158 124L159 123V121H160V119L162 118V116H163V110L160 108V107H162V103H163V101H165L164 100V98L167 96V95H169L168 94V92H169V87L172 85L171 83L173 82V80H172V82H171V79H170V77L172 76L171 75V73L170 72H168V71H170V70H172V69H167L168 67H169V64L170 63H172V62H174V60H175V58H176V54H175V50H174V48L171 46V41L173 40L172 39V35L170 34V32L169 31H171V29H169L170 27H172V26H170L169 28L167 27H165L166 29H165V32H164V43H165V47L164 46H162L161 45V41H162V39H161V41H160V36L162 35V33L160 34L159 32V35H158V33H156L157 32V25H156V29L157 30H155V27H154V25L156 24V20L154 19V23H152V25H151V23H150ZM161 22V21H160ZM172 22V21H171ZM179 22V21H178ZM185 22V21H184ZM52 23H54V22H52ZM52 23H50V24H52ZM73 23V22H72ZM90 23H91V21H90ZM108 23V22H107ZM125 23H127V21L125 22ZM138 23H140V22H138ZM170 23V22H169ZM174 23V22H173ZM187 23H188V21H187ZM186 23V24H187ZM193 23V22H192ZM40 24H42V23H40ZM45 24V23H44ZM44 24H42V25H44ZM80 24V23H79ZM97 24V23H96ZM102 24V23H101ZM101 24H99V25H101ZM131 24H132V22H131ZM154 24V25H153ZM161 24H163V23H161ZM167 24V23H166ZM175 24H176V22H175ZM180 24H183V23H180ZM185 24V25H186ZM189 24V23H188ZM45 25H47V24H45ZM75 25V24H74ZM88 25V24H87ZM86 25V26H87ZM99 25H98V27H99ZM126 25V24H125ZM134 25V24H133ZM137 25V24H136ZM164 25V24H163ZM162 25V26H163ZM171 25H172V23H171ZM50 26V25H49ZM84 26V25H83ZM123 26V25H122ZM143 26V25H142ZM141 26V27H142ZM165 26V25H164ZM177 26V25H176ZM190 26V25H189ZM231 26L233 27V28H231ZM46 28L48 27V26H45ZM52 26H50V28H51ZM88 27H90V25H88ZM93 27V26H92ZM97 27V28H98ZM121 27V26H120ZM133 27V26H132ZM143 27H145V26H143ZM180 27V26H179ZM42 28V27H41ZM49 28V27H48ZM79 28V27H78ZM101 28V27H100ZM130 28V27H129ZM161 28V27H160ZM197 28V27H196ZM54 28H52L51 29V31L53 30ZM68 29V28H67ZM77 29V28H76ZM84 29V28H83ZM109 29V28H108ZM120 29V28H119ZM126 29H128L127 27H126ZM144 29V28H143ZM162 29V28H161ZM169 29V30H168ZM173 29H174V27H173ZM181 29V28H180ZM183 29H185V28H183ZM48 30V29H47ZM46 30V31H47ZM89 30V29H88ZM140 30V29H139ZM138 30V31H139ZM188 30H189V28H188ZM34 31V30H33ZM40 31V30H39ZM75 31V30H74ZM105 31V30H104ZM104 31H103V33H104ZM127 31V30H126ZM131 31H132V29H131ZM163 30H161V32H162ZM181 31V30H180ZM179 31V32H180ZM35 32V31H34ZM42 32V31H41ZM41 32H40V34H41ZM68 32V31H67ZM88 32V31H87ZM100 32V31H99ZM107 32V31H106ZM125 32V31H124ZM172 32V31H171ZM44 33V32H43ZM50 33V32H49ZM54 33V32H53ZM53 33H52V37L51 38H53ZM82 33V32H81ZM85 33V32H84ZM83 33V34H84ZM92 33H94V32H92ZM97 33V32H96ZM96 33H94V34H96ZM116 33V32H115ZM120 33V32H119ZM118 33V34H119ZM175 33V32H174ZM186 33V32H185ZM31 34V33H30ZM34 34V33H33ZM63 34V33H62ZM67 34V33H66ZM109 34V33H108ZM117 34V35H118ZM128 34V33H127ZM131 34H132V32H131ZM134 34V33H133ZM181 34L183 35V33H182V31H181ZM189 34V33H188ZM187 34V35H188ZM5 35V34H4ZM8 35H10V34H8ZM7 35V36H8ZM39 35V34H38ZM41 35H43V34H41ZM49 34H47V36H48ZM55 35V34H54ZM57 35V34H56ZM55 35V36H56ZM68 35V34H67ZM91 35V34H90ZM98 35V34H97ZM120 35V34H119ZM118 35V36H119ZM122 35V37H123V35L124 34H121ZM121 35H120V37H121ZM126 35V34H125ZM129 35V34H128ZM176 35V34H175ZM25 36V35H24ZM28 36H30V35H28ZM33 36V35H32ZM54 36V37H55ZM104 36H105V34H104ZM112 36L113 37H115V35H113L112 34ZM111 36V37H112ZM140 36H142V35H140ZM145 36V35H144ZM9 37V36H8ZM12 37H15V36H12ZM39 37V36H38ZM70 37V36H69ZM77 37H78V35H77ZM85 37V36H84ZM84 37L82 38V39H84ZM98 37V36H97ZM99 37H100V41H101V37L103 38V35L102 34H100L99 35ZM121 37V38H122ZM173 37H174V35H173ZM183 37V36H182ZM2 38V37H1ZM6 38V37H5ZM29 38V37H28ZM40 38V37H39ZM38 38V39H39ZM67 38V37H66ZM70 38H73V39H76V38H74L73 37V35L70 37ZM86 38V37H85ZM116 38V37H115ZM114 38V39H115ZM128 38V37H127ZM185 38V37H184ZM195 38V37H194ZM8 39V38H7ZM12 40H13V38H11ZM25 39H27V38H25ZM37 39V38H36ZM41 39H43L44 40V37L43 38H41ZM40 39V40H41ZM55 39V38H54ZM59 39V38H58ZM61 39H62V37H61ZM73 39H71L72 40V42L74 41ZM81 39V38H80ZM81 39V40H82ZM94 39H95V37H94ZM93 39V40H94ZM97 39V38H96ZM107 39V38H106ZM105 39V40H106ZM118 39V38H117ZM122 39H124V37L122 38ZM126 39V38H125ZM200 39V38H199ZM203 39H204V41H203ZM3 40V39H2ZM10 40V39H9ZM12 40H10V42L12 41ZM19 40V39H18ZM29 40V39H28ZM53 40V39H52ZM63 40V39H62ZM70 40V39H69ZM98 40H99V38H98ZM108 40V39H107ZM116 40V39H115ZM115 40H113V41H115ZM119 40V39H118ZM138 40H139V38H138ZM176 40V39H175ZM174 40V41H175ZM186 40H188V39H186ZM189 40H190V37H189ZM6 41L7 40H5V42H3V43H5L6 44ZM14 41V40H13ZM45 41V40H44ZM44 41H43V43H44ZM84 41H85V39H84ZM147 41V42H148ZM191 41V40H190ZM194 41H195V39H194ZM20 42V41H19ZM32 42H33V40H32ZM40 42V41H39ZM55 42V41H54ZM53 42V43H54ZM71 42V43H72ZM102 42V41H101ZM161 42V43H160ZM180 42L181 41H179V44H180ZM187 42H189V41H187ZM186 42V43H187ZM193 42V41H192ZM2 43V42H1ZM0 43V44H1ZM8 44H6V45H8V47H9V41L7 42ZM12 43V42H11ZM15 43V42H14ZM17 43V42H16ZM26 43V42H25ZM49 43V42H48ZM47 43V44H48ZM56 43H57V41H56ZM60 44H61V41L59 42ZM64 43V42H63ZM66 43V42H65ZM68 43H70L69 41H68ZM74 43V42H73ZM73 43H72V47H75L76 48V46H74L73 45ZM79 43V42H78ZM91 43V42H90ZM93 43V42H92ZM99 43V42H98ZM141 43V42H140ZM191 43V42H190ZM21 44V43H20ZM27 44V43H26ZM76 44V43H75ZM101 44L102 43H100V47L102 48V46H101ZM115 44H119V43H117V41L115 42ZM131 45H132V43H130ZM163 44V43H162ZM6 45H4V46H6ZM14 45H16V44H14ZM40 45V44H39ZM41 45H43V44H41ZM53 45V44H52ZM55 45V44H54ZM58 45V44H57ZM63 45V44H62ZM65 45H67V43L65 44ZM97 45H99V44H97ZM96 45V46H97ZM123 45V44H122ZM128 45V44H127ZM126 44H125V46H127ZM138 45V44H137ZM141 45H143V44H141ZM164 45V44H163ZM174 45V44H173ZM177 45V44H176ZM189 45V44H188ZM17 46V45H16ZM19 46V45H18ZM24 46H25V44H24ZM32 46V45H31ZM45 46V45H44ZM46 46H48V45H46ZM94 46V45H93ZM92 46V48H94ZM115 46V45H114ZM117 46V45H116ZM115 46V47H116ZM144 46V45H143ZM2 47H3V45H2ZM1 47V48H2ZM7 47V46H6ZM13 47V46H12ZM11 47V48H12ZM20 48H22L21 46H19ZM49 47V46H48ZM58 47V46H57ZM63 47H64V45H63ZM70 47H71V45H70ZM79 47V46H78ZM99 47V46H98ZM176 47V46H175ZM187 47V46H186ZM190 47H192V46H190ZM236 47V48H235ZM240 47V46H239ZM241 47H240V49H241ZM28 48V47H27ZM51 48V47H50ZM49 48V49H50ZM54 48H56L55 46L53 47V49ZM61 48H62V46H61ZM60 48V49H61ZM96 48V47H95ZM94 48V49H95ZM103 48H105V47H103ZM122 48V47H121ZM147 48V47H146ZM180 48V47H179ZM10 49V48H9ZM14 49H16V50H14ZM19 50V48H15V47H13V49L12 50H14V52H15V54H16V52H17V55L18 56H20V58L19 57H16V59L17 58H19V59H21L22 60V64H24V66H22V67H24V69H22L21 68V72H18L15 68L18 66H14V64L12 63V66H14V67H12L11 66V69H10V71L7 69V71L6 72H8L7 74H6V72L5 71H3V72H5V74L7 75V79H6V76H5V78H3V76L2 77H0V91L1 92H4V90L2 91V89H6V88H8V90H10L11 92L9 93L8 91H6V93H8V94H11L12 95V97L13 98H11L13 101H14V99H17V100H21V97L23 98V100L26 102V103H24V102H22V100L20 101V104L21 103H24V104H27V102H28V96H29V94H27L28 92H29V90H31L30 89V87H31V84H32V87H33V84H34V82L37 80L38 81V83L37 82H35V84H39V83H41L40 84V86L38 85V87H37V85H36V88L35 89H37L38 90V88L39 87H41V92L42 93H44L45 94V91L44 90H46L45 88H43V90H42V83H43V81L45 82V84L44 85H46V82H47V84H48V80H50L51 81V79L53 78V80L55 79L54 77H55V75L53 76V73L54 72H52L53 70H51V69H47V68H50V67H53V65L51 64V66L50 67H48L47 66V71L45 70V72L43 73V66L44 65H46L45 63H47L46 61H42L41 63H40V61H39V63H37V62H33L32 61V59L30 58V60L31 61H29V60H27L28 58L26 57V59L24 58V56H22L21 57V54L19 55L18 53V50ZM25 49H26V47H25ZM44 49V48H43ZM70 48H68V50H69ZM98 49V48H97ZM100 49V48H99ZM108 49V48H107ZM111 49V48H110ZM116 49H118V46H117V48ZM125 49V48H124ZM128 49H130V47L128 48ZM176 49V48H175ZM27 50V49H26ZM46 50V49H45ZM66 50V49H65ZM80 50V49H79ZM109 50V49H108ZM121 50V49H120ZM133 50H136V49H133ZM149 50V51H150ZM196 50V49H195ZM238 50V49H237ZM7 51H9V50H7ZM22 51H24L25 52V50H22ZM28 51V50H27ZM44 51V50H43ZM47 51H49V50H47ZM51 51V50H50ZM53 51V50H52ZM59 51V50H58ZM61 51H63V50H61ZM77 51H78V49H77ZM91 51H92V49H91ZM102 52L101 53H103V52H105L103 49L101 50ZM118 51V50H117ZM147 51V50H146ZM183 51V50H182ZM184 51H186L185 49H184ZM190 50L188 49V52H189ZM240 51V50H239ZM1 52H3L2 50H1ZM32 52V51H31ZM34 52V51H33ZM32 52V53H33ZM46 51H44V53H45ZM54 52V51H53ZM52 52V53H53ZM67 52V51H66ZM71 52V51H70ZM69 52V53H70ZM86 52V51H85ZM107 52V51H106ZM106 52H105V54H106ZM125 52V51H124ZM135 52V51H134ZM187 52V53H188ZM192 52V51H191ZM238 52V51H237ZM8 53V52H7ZM7 53H6V55H7ZM34 53H36V52H34ZM33 53V54H34ZM44 53H43V55H44ZM49 53V52H48ZM47 53V54H48ZM58 53V52H57ZM59 53H60V51H59ZM94 54V52H91V54ZM116 53V52H115ZM122 53V52H121ZM179 53V52H178ZM183 53V52H182ZM12 54H13V51H12ZM25 54V53H24ZM26 54H30V53H28V52H26ZM37 54V53H36ZM39 54V53H38ZM50 54V53H49ZM113 54H114V52H113ZM118 54V53H117ZM131 54V53H130ZM142 54H143V51H142ZM145 54V53H144ZM143 54V55H144ZM150 54V53H149ZM193 54V53H192ZM198 54V53H197ZM196 54V55H197ZM243 54H245V55H247V52H244ZM5 55V56H6ZM35 55V54H34ZM34 55L32 56V54H30V56L31 57H33L34 58ZM46 55V54H45ZM85 55V54H84ZM140 55V54H139ZM147 55H148V53H147ZM1 56H2V54H1ZM8 56V55H7ZM14 56V55H13ZM51 56V55H50ZM59 56V55H58ZM61 56V55H60ZM63 56H64V52H63ZM74 56V55H73ZM96 56V55H95ZM101 56V55H100ZM108 56V55H107ZM106 55H102L101 57H99V58H94L93 59V57L94 56H92V60L90 61V63L88 64H86V63H83L82 61H76L75 62V65L74 64H72V65H74V66H70L72 69H70V70H72V78L75 80H73L76 84L75 85H77V87H78V89L79 88H81L82 90H84V91H82V93L83 92H85V96L87 95L88 96V103H87V105H88V110H89V112L91 113V119H89V120H91L90 122V137H92V140H94L93 142H97V140H99L100 138H101V140L102 139H105V137L107 136V134L108 133H110L111 135H114V130H111V129H113V126H114V123H115V120H116V118H118L119 117V115L121 114H119V110H118V107L116 106V96H118V93L122 90V88L120 87V86H122V85H119V83L117 82L118 80H121V81H123V80H127L128 79V75H129V73H130V67H129V70H128V73H127V71L125 70V68H122V66H121V61L120 60H122V59H120L121 57H122V55H121V57H120V54H118V55H115L114 54V56H113V58H109V57H107ZM110 56V55H109ZM148 56H150V55H148ZM181 56H184V55H181ZM188 56V55H187ZM238 56V55H237ZM242 56V55H241ZM10 57V56H9ZM35 57H37L36 55H35ZM40 57V56H39ZM38 57V58H39ZM43 57V56H42ZM48 57V56H47ZM54 58L56 57V55L55 56H53ZM69 57V56H68ZM82 57V56H81ZM91 57V56H90ZM136 57H138V56H136ZM144 57V56H143ZM142 57V58H143ZM185 57V56H184ZM192 57V56H191ZM240 57V56H239ZM256 60V63H257V66L256 67H254L253 65H256V64H254L253 63V65L251 64V62H253V58ZM59 58V57H58ZM125 57H123V59H124ZM139 58H140V56H139ZM141 58V59H142ZM146 58V57H145ZM189 58V57H188ZM197 58H198V56H197ZM18 59V60H19ZM37 59V58H36ZM44 59V58H43ZM49 59V58H48ZM57 59V58H56ZM55 59V60H56ZM65 59V58H64ZM79 59V58H78ZM120 59V60H119ZM135 59V58H134ZM134 59H133V61H134ZM196 59V58H195ZM241 59V58H240ZM240 59H239V61H240ZM4 60V59H3ZM5 60H7V59H5ZM12 60V59H11ZM25 60V61H24ZM39 60V59H38ZM54 60V61H55ZM58 60V59H57ZM145 60V59H144ZM143 60V61H144ZM242 60H244V59H242ZM252 60V61H251ZM12 61H14V58H13V60ZM20 61V60H19ZM71 61H75V60H71ZM70 61V62H71ZM129 61V60H128ZM127 60H126V62H128ZM133 61H131V62H133ZM176 61V60H175ZM184 61V60H183ZM186 61V60H185ZM195 61H197V59L195 60ZM226 61H228V62H230L231 63V65L233 66H231L232 68H230V63L228 64V62H227V64L228 65H226L225 66V64H224V62L226 63ZM236 61H238V60H236ZM8 62V61H7ZM10 62V61H9ZM8 62V63H9ZM17 62V61H16ZM25 62V63H24ZM43 62H45L44 63V65H43ZM57 62V61H56ZM65 62V61H64ZM67 62V61H66ZM86 62H88L87 60H86ZM177 62V61H176ZM178 62H179V60H178ZM4 63V62H3ZM8 63H6L7 64V66H8ZM19 62H17V64H18ZM186 63H188V62H186ZM196 63V62H195ZM210 63H213V65L214 64H216L215 66L216 67H214V70H217L216 72H218V74H219V77H217V75H215L214 77L212 76L213 74L211 73V72H213V71H209L208 70V68H210V66L208 67V64L210 65ZM235 63V62H234ZM16 64V63H15ZM20 64V63H19ZM28 64H32V65H28ZM58 64H62V63H60V61H59V63ZM58 64H57V66H58ZM128 64V63H127ZM130 64V63H129ZM133 64V63H132ZM137 64V63H136ZM151 64V63H150ZM178 64V63H177ZM185 64V63H184ZM193 64V63H192ZM3 65V64H2ZM11 65V64H10ZM25 65H28L29 66V69L31 68L30 66H32V72L31 73H29V72H27V71H25V73H24V70H26V68H25ZM64 65H66V64H64ZM143 65H144V63H143ZM148 65V64H147ZM179 65V64H178ZM223 65H224V68H223ZM20 66V67H21ZM63 65H61V67H62ZM137 66V65H136ZM135 66V67H136ZM149 66V65H148ZM171 66V65H170ZM185 66H187V65H185ZM185 66H183L184 68H185ZM191 66V65H190ZM228 66V69L230 68V70H228V71H231V72H228L227 70H224L226 67ZM0 67H1V64H0ZM5 67V66H4ZM3 67V68H4ZM9 67V66H8ZM8 67H6V68H8ZM19 67V66H18ZM55 67V66H54ZM68 67V66H67ZM125 67V66H124ZM152 67V66H151ZM173 67V66H172ZM189 67V66H188ZM196 67V68H197ZM10 68V67H9ZM63 68V67H62ZM127 68V67H126ZM147 68V67H146ZM216 68V69H215ZM45 69V68H44ZM134 69H136V68H134ZM190 69H192V68H190ZM232 69V70H231ZM241 69V68H240ZM260 70V72L258 71L257 72V70ZM3 70H5V69H3ZM18 70H20V68L18 69ZM28 70V69H27ZM61 70V69H60ZM59 70V73L61 72ZM69 70V71H70ZM137 70V69H136ZM195 70V69H194ZM29 71V70H28ZM55 71V70H54ZM98 71H100V73H99V75H101L100 77L98 76V75H96L97 74V72ZM105 71H108V74L110 73V77L108 78V80H107V82H106V84L103 86V85H101V81H102V79L106 76V74H105ZM132 71V70H131ZM173 71V70H172ZM184 71V70H183ZM187 71V70H186ZM62 72H63V70H62ZM61 72V73H62ZM147 72V71H146ZM145 72V73H146ZM189 72H190V70H189ZM196 72V71H195ZM195 72H192L193 74L195 73ZM199 72H198V74H199ZM216 72H213L214 74L216 73ZM237 72V71H236ZM36 73H38L37 75H36ZM56 73V72H55ZM54 73V74H55ZM58 73V72H57ZM170 73V74H169ZM184 73V72H183ZM197 73V72H196ZM240 73H242V72H240ZM0 74H2L1 73V71H0ZM64 74V73H63ZM128 74V75H127ZM144 73H142V75H143ZM173 74V73H172ZM199 74V75H200ZM227 74H226V76H227ZM22 75V76H21ZM59 75L60 74H58V77H59ZM65 75H66V73H65ZM64 75V76H65ZM140 75V74H139ZM183 75V74H182ZM190 75H191V73H190ZM53 76V77H52ZM99 78H98V77ZM131 76V75H130ZM151 76V77H152ZM187 76V75H186ZM195 77H197V75H194ZM23 77V78H22ZM34 77H36L37 79H34V81H33V78ZM52 77V78H51ZM68 77V76H67ZM107 77V76H106ZM136 77V76H135ZM139 77V76H138ZM144 77V76H143ZM185 77V76H184ZM182 78L183 80L185 79V78ZM228 77V76H227ZM227 77H226V80H228L227 79ZM49 78H51V79H49ZM57 78V77H56ZM62 77H60V79H61ZM69 78V77H68ZM130 78V77H129ZM146 78V77H145ZM193 78V79H195V80H191V79ZM189 79L194 83L193 84V86L194 87H196L195 85H196V83L194 82V81H197L196 79L197 78H194L193 77V75L190 77ZM199 78V77H198ZM66 79V78H65ZM70 79V78H69ZM130 79H132V78H130ZM130 79H128V80H130ZM134 79V78H133ZM133 79H132V81H133ZM147 79V78H146ZM56 81H59V78L58 79H55ZM148 80H150V78L148 79ZM187 80H188V77H187ZM224 80V82H225V79H223ZM235 80H237L236 78H235ZM33 81V83H31V84H29V82H32ZM62 81V80H61ZM135 81H137V80H135ZM200 81V82H199ZM219 81V80H218ZM55 82V81H54ZM54 82H53V85H54ZM120 82V81H119ZM128 82V81H127ZM223 81L221 80V85H223L224 86V84L222 83ZM227 82V81H226ZM51 83V82H50ZM56 83V82H55ZM59 83H60V81H59ZM58 83V84H59ZM134 82H132V84H133ZM146 83V82H145ZM145 83H144V85H145ZM185 83H186V81H185ZM199 83H201L200 85H199ZM216 83H217V81H216ZM215 83V84H216ZM35 84H34V87H35ZM123 84V83H122ZM150 84V83H149ZM188 84V83H187ZM190 84V83H189ZM219 85H220V82L218 83ZM30 85V86H29ZM60 85V84H59ZM102 87H101V86ZM185 85V84H184ZM192 85V84H191ZM225 85H227V84H225ZM57 86V85H56ZM133 86V85H132ZM142 86V85H141ZM217 86V85H216ZM239 86V85H238ZM31 87V88H32ZM50 87H52L51 85L48 87V90H49V88ZM71 87H72V85H71ZM152 87H154V86H152ZM187 87V86H186ZM186 87H185V92H184V96H185V101H187V100H189V98H190V94H191V96H192V89H186ZM194 87H193V90H194ZM220 87V86H219ZM219 87H217V88H219ZM222 87V86H221ZM225 87H227V86H225ZM73 88H74V86H73ZM190 88H192V87H190ZM224 88V87H223ZM228 88V87H227ZM34 89V88H33ZM33 89H32V91H33ZM34 89V90H35ZM51 89V88H50ZM53 89H55V91H56V88H54L53 87ZM53 89H51V91L53 90ZM60 89H62V88H60ZM77 88H76V90H78ZM125 89V88H124ZM175 89V88H174ZM173 89V90H174ZM183 89H184V86H183ZM229 89V88H228ZM39 90V91H40ZM74 90V89H73ZM172 90V91H173ZM214 90V89H213ZM216 90V89H215ZM219 90V89H218ZM225 90V89H224ZM36 91V90H35ZM39 91H37L36 93H38ZM50 91V90H49ZM54 91V92H55ZM150 91V90H149ZM195 91V90H194ZM220 91V90H219ZM226 91H227V89H226ZM226 91H223V89H222V91H220V93L218 92V95L216 96V98L218 97V98H222L223 96L222 95H225V92ZM34 92V91H33ZM33 92H30V96L32 97V95H34L35 94V92L33 93ZM53 92V91H52ZM52 92H48V94L49 95H47V94H45V97L41 100V98L43 97V95H41V93L40 94H37V96L38 97H36V99L38 98V100H36V99H34V97L36 96V94L33 96V99L34 100H36V102L38 103V101H40L41 100V105L43 104V106H44V104H47L46 102H48L49 101V103H51V102H53L54 103V105L56 106L57 104H55V102L56 103H58L57 101H60V99H57V97H58V95L56 94V97L54 96V95H50V93L52 94ZM59 92H61V91H59ZM131 92V91H130ZM147 92V91H146ZM180 92H181V90H180ZM183 92V91H182ZM227 92H229V91H227ZM47 93V92H46ZM55 93H57V92H55ZM55 93H53V94H55ZM179 93V92H178ZM196 93V92H195ZM216 93V92H215ZM77 94H78V91H77ZM79 94H81V93H79ZM78 94V95H79ZM84 94V93H83ZM154 94V93H153ZM229 94V93H228ZM240 94V95H241ZM11 95H9V96H11ZM63 95V94H62ZM127 95H128V93H127ZM130 95V94H129ZM147 95V94H146ZM155 95V94H154ZM158 95V94H157ZM179 95V94H178ZM180 95H182V94H180ZM214 95V94H213ZM212 95V98L214 97ZM29 96V97H30ZM42 96V97H41ZM93 98H92V97ZM141 96H142V94H141ZM148 96V95H147ZM5 97V96H4ZM64 97V96H63ZM78 97H80V96H78ZM82 97V96H81ZM170 97V96H169ZM182 97V96H181ZM195 97V96H194ZM227 97V96H226ZM45 98H46V100H45ZM83 98V97H82ZM130 98V97H129ZM211 98V99H212ZM4 98H3V96H2V100H3ZM31 99V98H30ZM81 99V98H80ZM132 99H134V98H132ZM137 99V98H136ZM159 99V98H158ZM169 99V98H168ZM196 99H197V97H196ZM198 99L196 100V101H198ZM210 99V98H209ZM48 100V101H47ZM62 100V99H61ZM122 100V99H121ZM128 100H130V99H128ZM5 101V100H4ZM31 100H29V103L31 104V106H32V108H33V105H32V101L30 102ZM195 101V102H196ZM17 102H19V101H16L15 103H16V105H18L17 104ZM62 102V101H61ZM120 102V101H119ZM122 102V101H121ZM124 102V101H123ZM122 102V103H123ZM126 102V101H125ZM129 101H127V103H128ZM149 102H150V100H149ZM189 101H187L186 102V104H185V117H186V121H187V115H188V113L191 111V106H190V104L188 103ZM191 102V101H190ZM209 102V101H208ZM221 102V101H220ZM3 103V102H2ZM36 103V104H37ZM48 103V104H49ZM52 103V104H53ZM137 103V102H136ZM151 103V102H150ZM149 103V104H150ZM165 103V102H164ZM187 103H188V105H187ZM197 103V102H196ZM211 103V102H210ZM1 104V103H0ZM6 104H8V103H6ZM5 104V105H6ZM29 104V105H30ZM34 104V103H33ZM39 104V103H38ZM52 104H50L52 107H53V105ZM118 104V103H117ZM124 105H122V106H125V103H123ZM134 104V103H133ZM156 104V103H155ZM166 104V103H165ZM198 104V103H197ZM208 104V103H207ZM221 104V103H220ZM4 105V106H5ZM28 105V106H29ZM151 105V104H150ZM158 105V104H157ZM200 105V104H199ZM215 105V104H214ZM213 105V106H214ZM222 105H223V103H222ZM224 105H225V103H224ZM9 106V105H8ZM26 106V105H25ZM24 105H22V107H25ZM27 106V107H28ZM31 106H30V109H32L31 108ZM43 106H42V108H43ZM59 106V105H58ZM118 106H119V104H118ZM128 106H129V104H128ZM141 106V105H140ZM194 106H195V104H194ZM20 107H21V105H20ZM21 107V109H20V113L21 114H24L26 111H28V109H27V107L25 108V109H27L26 111H25V109L24 108H22ZM36 107V106H35ZM131 107V106H130ZM157 107V108H158ZM165 107V106H164ZM163 107V109H165L166 110V108H164ZM171 106L169 105V108H170ZM220 107H221V105H220ZM219 107V108H220ZM228 107V106H227ZM4 108V107H3ZM11 108L13 109V107L11 106ZM18 108H19V106H18ZM44 108H45V106H44ZM43 108V109H44ZM55 108V107H54ZM83 108V107H82ZM86 108V107H85ZM152 108H154V107H152ZM194 108V107H193ZM224 108V107H223ZM229 108V107H228ZM132 109V108H131ZM143 109V108H142ZM222 109V108H221ZM235 109V108H234ZM243 109V108H242ZM44 110H46V109H44ZM122 110V109H121ZM153 110V109H152ZM155 110V109H154ZM194 110V109H193ZM192 110V111H193ZM217 110V109H216ZM228 110V109H227ZM240 110V109H239ZM6 111V110H5ZM10 111V110H9ZM17 111V110H16ZM169 111H171V109L169 110ZM168 111V112H169ZM197 111H198V109H197ZM229 111H231V110H229ZM236 111V110H235ZM235 111H232V112H235ZM43 112V111H42ZM201 112V113H200ZM211 112V111H210ZM216 112V111H215ZM224 112H227V111H224ZM239 112H241V110L239 111ZM238 112V113H239ZM1 113V112H0ZM5 113V112H4ZM17 113V112H16ZM139 113V112H138ZM165 113V112H164ZM194 113V112H193ZM228 113V112H227ZM226 113V114H227ZM237 113V112H236ZM11 114V113H10ZM133 114V113H132ZM166 114V113H165ZM191 114V113H190ZM229 114V113H228ZM227 114V115H228ZM16 115V114H15ZM28 115V114H27ZM32 115V114H31ZM29 116V117H32V116ZM89 115V114H88ZM200 115V116H201ZM232 115V114H231ZM42 116V115H41ZM209 116V115H208ZM233 116V115H232ZM129 117V116H128ZM135 117V116H134ZM166 117V116H165ZM247 117V118H248ZM9 118H10V116H9ZM189 118V117H188ZM230 118V117H229ZM245 118V117H244ZM86 119V118H85ZM163 119V118H162ZM190 119V118H189ZM193 119V118H192ZM227 119V118H226ZM225 119V120H226ZM232 119H234V118H232ZM246 119V118H245ZM32 120V119H31ZM80 120H81V117H80ZM3 121V120H2ZM1 121V122H2ZM16 121V120H15ZM79 121V120H78ZM84 121L85 120H83V123H84ZM121 121V120H120ZM193 121V120H192ZM196 121V120H195ZM229 121V120H228ZM225 122V121H224ZM230 122L232 123V120H230ZM3 123V122H2ZM12 123H13V121H12ZM82 123V124H83ZM87 123V122H86ZM86 123H85V125H86ZM89 123V122H88ZM171 123V122H170ZM188 123V122H187ZM14 124V123H13ZM19 124V123H18ZM135 124V123H134ZM172 124V123H171ZM190 124V123H189ZM188 124V125H189ZM222 124H224V125H222ZM20 125V124H19ZM79 125V124H78ZM109 125V126H108ZM111 125V126H110ZM176 124H174V125H172V128H173V126H175ZM178 125V124H177ZM81 126V125H80ZM121 126H122V124H121ZM167 126V125H166ZM195 126V125H194ZM224 126V127H225ZM20 127V126H19ZM176 127V126H175ZM30 128V127H29ZM85 128V127H84ZM171 128V127H170ZM170 128H169V131H170ZM179 128V127H178ZM190 128V127H189ZM232 128V127H231ZM86 129V128H85ZM131 129V128H130ZM226 129H227V127H226ZM229 129V128H228ZM81 130V129H80ZM166 130H167V128H166ZM166 130H164V131H166ZM230 130V129H229ZM228 130V131H229ZM163 131V130H162ZM175 131H176V129H175ZM221 131V132H220ZM253 131V130H252ZM256 131H258V129L256 130ZM256 131H253L254 132V134H253V136L255 135V132ZM86 132H87V130H86ZM128 132V131H127ZM172 132V131H171ZM174 132V131H173ZM238 132V131H237ZM169 133V132H168ZM225 133V132H224ZM118 134V133H117ZM155 134V133H154ZM172 134V133H171ZM176 134V132H174V135ZM196 134V133H195ZM194 134V135H195ZM229 134H231L230 132H229ZM228 134V135H229ZM232 134H234V132H232ZM86 135V134H85ZM84 135V136H85ZM130 135V134H129ZM166 134H164V136H165ZM227 135V134H226ZM123 136V135H122ZM121 136V137H122ZM131 136V135H130ZM157 136V135H156ZM173 136V135H172ZM190 136V135H189ZM236 136V135H235ZM234 136V137H235ZM238 136V135H237ZM257 136H258V133H257ZM110 137V136H109ZM117 137V136H116ZM175 137V136H174ZM218 137V136H217ZM219 137H221L222 138V141H221V139H220V141H221V145H222V142L223 143H225V141L227 140L228 141V139L227 138H225L226 136L224 135L223 137L222 136H219ZM230 137H232V139H230V141H232L233 139V141H235V139L236 138H234L232 135L230 136ZM118 138V137H117ZM163 139H164V137H162ZM223 138H225L224 140L225 141H223ZM258 138V137H257ZM111 139V138H110ZM114 139V138H113ZM238 139V138H237ZM260 139V138H259ZM177 140V139H176ZM239 140V139H238ZM261 140V139H260ZM77 141V140H76ZM79 141V140H78ZM151 141V140H150ZM149 141V142H150ZM194 141L196 142V143H194ZM219 141V142H220ZM226 141V142H227ZM230 141H228L227 142V144L225 145H222V147H221V145L220 144H217L218 146H220L218 149L216 148V150L217 151H215V152H217V155L219 156V155H221L222 153H220L221 151L223 152V150H225V148H226V146L228 145V143H230L231 144V142ZM232 141V145L230 146V145H228L227 146V148H229L228 150L230 151V149H231V147L233 148L234 146V143L235 142H233ZM262 141V140H261ZM116 142H117V140H116ZM144 142V141H143ZM151 142H153L154 143V140H152ZM163 142V141H162ZM218 142V143H219ZM263 147H264V139H263ZM86 143V142H85ZM104 143V142H103ZM110 143V142H109ZM118 143V142H117ZM120 143H122V142H120ZM119 143V144H120ZM124 143V142H123ZM98 144V143H97ZM116 144V143H115ZM151 144V143H150ZM150 144L148 145V146H150ZM155 144V143H154ZM195 144H197L196 145V147H194V145ZM94 145H96V143H94ZM216 145V146H217ZM248 145H250V144H248ZM247 145V146H248ZM97 146V145H96ZM109 146V145H108ZM112 146V145H111ZM144 146V145H143ZM151 146H152V144H151ZM150 146V147H151ZM212 146V145H211ZM215 146V145H214ZM223 146H225V148L223 147ZM106 147V146H105ZM147 147V146H146ZM145 147V148H146ZM158 147H159V145H158ZM158 147H157V149H158ZM235 147H236V145H235ZM250 147V146H249ZM108 148V147H107ZM106 148V149H107ZM109 148H110V146H109ZM148 148V147H147ZM160 148V147H159ZM162 148V147H161ZM221 148H224V149H221ZM252 148V146L249 148V149H247L248 150V152H249V150L251 151V152H249L248 154H246V155H244V156H242V157H238V158H236V160L234 161V162H232L233 161V159H232V161L231 160H229V162L231 161L232 163H233V165H234V163L236 162V164L234 165V167H235V169L238 171V172H235L234 171V168H233V165H229V162H227L228 164L227 165H229L231 168H232V170L233 171H231L230 172V175L229 176H233V179H234V177L237 175L236 173H238L239 174V176L238 177H235V182H237L236 181V178H239V181H238V183H236L235 185H234V187L232 188V185H233V182L234 181H232V180H229L230 179V177L228 178V177H226L225 175H227V174H229V173H227V174H225V170H223L222 171V173H224V176L229 180V181H232L230 184H232L231 186H230V184H229V186L232 188V195H236V194H238V193H236V191L238 190L239 191V189L241 188V192H240V194L241 193H243V195H245V194H247L248 192L251 194V192L253 193V191H251V189L253 190L254 189V187H253V183H254V181H255V178L256 177H258V175L257 174H259L258 173V168H259V165H258V161H257V157H256V154H255V151L254 152H252L253 151V149H251ZM106 149H105V151H106ZM115 150V149H114ZM160 150V149H159ZM202 150V151H203ZM204 150V151H205ZM228 150H227V152H228ZM148 151V150H147ZM167 151H165V152H167ZM169 151H170V149H169ZM197 151H193V152H196V153H194V156L197 154ZM202 151H200V153H199V151H198V153H199V156L198 155H196V156H198V159H199V157H201L202 156ZM203 151V152H204ZM244 151V150H243ZM205 153V152H204ZM226 152L224 151L223 152V154H225ZM150 154V153H149ZM163 154V153H162ZM169 154V153H168ZM171 154V153H170ZM177 154V155H176ZM193 154V153H192ZM210 154V152L208 153L207 152V155H209ZM213 154V153H212ZM221 155L220 157L221 158H224L225 157V155ZM106 155V154H105ZM108 155V154H107ZM166 155H167V153H166ZM201 155V156H200ZM203 155H205L204 156V158L203 159H200L201 161H203V160H206V157L208 158L209 156H206V154H203ZM195 156V157H196ZM210 156H211V154H210ZM222 156H224V157H222ZM169 157H170V155H169ZM195 157H192V158H194V159H196ZM203 157V156H202ZM201 157V158H202ZM212 157V156H211ZM219 157V158H220ZM75 158V157H74ZM73 158V159H74ZM167 158V157H166ZM191 158V159H192ZM148 159V158H147ZM171 159V158H170ZM194 159H192V160H194ZM209 159H210V157H209ZM209 159H207L208 161H209ZM234 159H235V157H234ZM167 160V159H166ZM200 160H198L199 161V163H200ZM206 160V161H207ZM220 160V159H219ZM222 160V159H221ZM186 161V162H185ZM194 161H196V162H198L197 161V159L196 160H194ZM210 161H212V159L210 160ZM210 161L209 162H207V164H209L210 163ZM166 162V161H165ZM171 162V160L169 161V162H167V163H169L168 165L169 166H171L172 167V162ZM230 162V164H232ZM203 164H201L200 165V167L198 166V168H201V169H203L201 166L203 165L204 166V164H205V162L203 161L202 162ZM212 163V162H211ZM215 163V161H214V159H213V164ZM184 164V165H183ZM193 164H195V163H193ZM207 164H205V166L207 165ZM212 164V167L214 166ZM13 165V167L15 166L14 165V163L12 164ZM175 165V164H174ZM174 165H173V167H174ZM177 165V164H176ZM199 165V164H198ZM194 166L195 165H193V167L192 168H194ZM210 166H211V164H210ZM228 166V167H229ZM17 166H15V168H16ZM180 167V168H181ZM197 167V166H196ZM225 167H226V165H225ZM177 168V167H176ZM179 167L177 168V169H175V170H177V172L179 171V169H180ZM198 168H196L194 171H192V172H197V170H198ZM205 168V167H204ZM17 170H18V168H16ZM207 169V168H206ZM260 169V168H259ZM6 170V169H5ZM13 170V169H12ZM172 171H174V169L172 168L171 169ZM228 171H229V168L227 169ZM226 170V171H227ZM159 171V170H158ZM164 171V170H163ZM163 171H162V173H163ZM188 171H189V169H188ZM203 171V170H202ZM227 171V172H228ZM8 172H9V170H8ZM166 172V171H165ZM165 172H164V174L163 175H160L159 177H160V180L161 179H164V181L166 180L167 181V183L169 184L170 183V185H171V183L173 184V182L170 180L169 182H168V180H169V178L168 177H166V175H165ZM175 172V171H174ZM177 172H175V173H177ZM200 172V171H199ZM220 173H221V171H219ZM260 172V171H259ZM10 173V172H9ZM20 173V172H19ZM158 173V172H157ZM169 173V172H168ZM188 173H190L191 174V172L189 171ZM221 173V174H222ZM13 174V173H12ZM17 174V173H16ZM178 174V173H177ZM219 174V173H218ZM235 174V175H234ZM7 175V174H6ZM152 175V174H151ZM10 176H11V174H10ZM168 176V175H167ZM173 176V175H172ZM220 176V175H219ZM8 177H9V175H8ZM13 177V176H12ZM11 177V178H12ZM17 177V176H16ZM100 177V176H99ZM166 177V178H165ZM218 178H220V177H218ZM221 178L222 179H225L224 177H222L221 176ZM220 178V182L221 183H216V186H215V188H214V186L213 185H210V187L212 186L213 187V190H211V191H209V186H208V189H207V199H209V197L211 198V197H214V201H215V199H218V198H220L223 194H221V195H219L220 194V192H219V189L221 190V187L222 186H220L223 182H224V180H222ZM14 179H16V178H14ZM156 179V178H155ZM217 179V178H216ZM227 179H225V182L226 181H228ZM232 179V178H231ZM19 181H20V179H18ZM109 180H111V179H109ZM157 180H159V178H157ZM157 180H156V182H155V185L156 184H158V182H157ZM159 180V181H160ZM108 181V180H107ZM116 181V180H115ZM166 181H165V184H167L166 183ZM214 181V180H213ZM218 181H219V179H218ZM223 181V182H222ZM228 181V182H229ZM162 181H160V183H161ZM109 183V182H108ZM118 183V182H117ZM112 183H110V185H111ZM119 184V183H118ZM167 184V185H168ZM215 184V183H214ZM226 185H227V183H225ZM102 185V184H101ZM152 185V184H151ZM154 185V186H155ZM163 184H161V186H162ZM166 185V186H167ZM223 185V184H222ZM158 186V185H157ZM156 186V187H157ZM159 186H160V184H159ZM165 186V187H166ZM228 186V185H227ZM116 187H117V185H116ZM153 187V186H152ZM172 187V185L171 186H167V188L169 189V188H171ZM207 187V186H206ZM211 187V188H212ZM108 188V187H107ZM146 188V187H145ZM210 188V189H211ZM117 189H119V188H117ZM151 189V188H150ZM148 190L147 192H148V195H149V198L150 197H152L153 195H151V193L149 194V191H151V190ZM153 189V188H152ZM157 189H159L160 190V187L159 188H157ZM230 189V188H229ZM204 190H205V188H204ZM203 190V191H204ZM216 190V191H215ZM113 191V190H112ZM118 191V190H117ZM154 192H155V194H156V191H155V188H154V190H153ZM209 191V192H208ZM223 191L225 192V188L223 189ZM229 191V190H228ZM113 192H115V191H113ZM146 192V191H145ZM154 192L152 193V194H154ZM158 193H159V191H157ZM160 192H162L161 190H160ZM215 192H217V193H219V194H217V193H215ZM222 192V191H221ZM144 193V192H143ZM226 193V192H225ZM236 193V194H235ZM249 193H248V196H249ZM214 194V195H213ZM238 195V197H240L241 195ZM116 195V194H115ZM151 195V196H150ZM133 196V195H132ZM230 196V195H229ZM228 196V197H229ZM247 196V197H248ZM119 197V196H118ZM143 197V196H142ZM155 197V195L152 197V198H154ZM200 197H201V195H200ZM224 197V198H223ZM233 198H235L234 196H232ZM242 197V196H241ZM246 197V198H247ZM251 197V196H250ZM264 197V196H263ZM115 198V197H114ZM113 198V199H114ZM132 198V197H131ZM152 198H150V199H152ZM232 198V199H233ZM243 198V199H242ZM241 199H242V201L243 200H245V204H246V202L248 201V199H244V196L242 197ZM121 199H123V198H121ZM125 199V198H124ZM229 199L231 200V202H229V205H228V203H226V204H224V202H225V200H228V198L224 195V196H222L221 197V201L219 202V203H221L219 206H215V208H218V211H214L215 212V214L213 213L212 215H213V227H214V230H216V231H214L213 229V232H214V234L215 233H217L218 232V237L216 238V235L214 236L217 240H218V238H223V237H225V240L227 239V238H229L230 237V235L228 234V236L226 237V235H227V233L229 232V230L231 229H229V227H228V231L226 232L225 230H227V227H224L222 230H221V232L219 233V228H221L222 227V224H223V222H227V221H225V218H227V217H229L227 214H229V213H227V210H228V212H229V210H230V213H233L234 214V212L236 211L235 210V206H234V202H235V199H231V196L229 197ZM237 199V198H236ZM111 200V199H110ZM146 200V199H145ZM180 200H183V199H180ZM187 200V199H186ZM210 201H212V202H214L213 201V198H212V200L211 199H209ZM119 201V200H118ZM121 201V200H120ZM204 201V200H203ZM209 201V202H210ZM224 201V202H223ZM233 201V202H232ZM242 201L240 200V204L242 203ZM250 201V200H249ZM104 202V201H103ZM102 202V203H103ZM114 202H115V199H114ZM122 202H124V201H122ZM174 202V201H173ZM172 202V203H173ZM178 202V204H177V206H179V208H180V205H182L183 206V203L186 205L187 203H190L189 201L188 202H180V201H176V199H175V204ZM195 202V201H194ZM211 202V203H212ZM237 203L239 202V200L237 199V201H236ZM111 203H112V200H111ZM118 203V202H117ZM179 203H182V204H180L179 205ZM199 203V202H198ZM204 203V202H203ZM230 203H233L232 205L234 206V209H233V206H232V212H231V208L230 209H227V207H225L224 209H223V205L224 206H226V205H228L229 207L231 206V204ZM107 204V203H106ZM116 204V203H115ZM121 204H123V203H121ZM175 204H174V207L172 208V207H169L168 205H167V207H166V209H164L165 211H163V214H162V218H161V220L159 221V219H158V216H157V218L155 219V218H153L154 216L152 215V218L153 219H155V220H157L158 219V221H159V223H158V228L157 229H159V224H160V231L158 232V233H156V230H155V233H156V235L157 236H161V238H158L157 236H156V238H157V240L159 241H156V242H158V243H156V244H158V246H156L155 244H154V242L153 243H151L150 245H153L154 244V247L156 246V247H159V245L162 247V251H160V253H162L161 254V256H159V254L157 253L156 254V252H158V250L159 249H161V247L158 249V250H156V252L154 251V249H151L152 247L150 246L149 247V250H151L150 252L153 254H151L150 252H148L149 254H148V257H146L147 259H144V260H148L149 259V262L147 261V264H150L151 263V260H153L154 262V264H160L161 263V261H163V263L164 264H189V259L191 258V257H193V256H199L200 254H198V251H200V250H198L197 251V253H195L196 251L195 250H197V246H200L199 244H201V243H204V239L205 240H207L205 237H203L202 235H198L199 233H197V232H199V229L195 232L194 230L195 229H197V228H195V229H193V227L191 228L190 227V222H188V221H190L189 219H190V217H189V219L187 218L188 217V210H187V208H185L186 206H189V205H192V204H189V205H184L183 207V210H182V212H175V210H176V208H175ZM208 204H210V203H208ZM208 204H207V207H208ZM213 204V203H212ZM239 204V203H238ZM248 204H249V202H248ZM248 204H247V207H248ZM103 205V204H102ZM120 205V204H119ZM124 205V204H123ZM129 205V204H128ZM216 205H218V203H217V201H216ZM118 206V205H117ZM120 206H122V205H120ZM213 206V205H212ZM38 207V206H37ZM103 207H105L104 205H103ZM246 206L244 205V208H245ZM250 207V206H249ZM248 207V208H249ZM40 208V207H39ZM39 208H35V209H33V211H28L27 210V212L28 213H30V212H32V214H33V212L37 215L38 213L37 212H39L40 210H39ZM115 208V210H117L116 209V207H114ZM124 208H125V206H124ZM182 208V207H181ZM199 208V207H198ZM203 208V207H202ZM210 208H212V207H210ZM214 208V209H215ZM242 208V207H241ZM106 211L108 210V208L106 209V208H104ZM112 209H113V207H112ZM197 209V208H196ZM213 209V208H212ZM247 209V208H246ZM246 209H245V212H246ZM31 210H32V208H31ZM39 210V211H38ZM123 210V209H122ZM181 210V209H180ZM235 210V211H234ZM43 211V210H42ZM109 211V210H108ZM112 211H114V210H112ZM120 211V210H119ZM198 211V210H197ZM27 212H25L24 214H26ZM116 212V211H115ZM173 212H175V213H177V215H175V213H174V215H175V217L172 215V213ZM209 212H211L212 213V210H209ZM225 212H226V214H225ZM39 213H41V212H39ZM60 213V212H59ZM104 213V212H103ZM109 213V212H108ZM114 213V212H113ZM31 214V215H32ZM35 214H33L34 216H35ZM56 215L58 214L57 212L55 213ZM118 214V213H117ZM199 214V213H198ZM203 214V213H202ZM238 214V213H237ZM30 214H28V216H29ZM40 216H42V214H39ZM120 215V214H119ZM211 214L209 213V216H210ZM226 215V216H225ZM27 216V217H28ZM34 216H31V217H34ZM39 216V217H40ZM123 216H124V214H123ZM189 216H190V214H189ZM206 216H208L207 214L206 215H204V216H202L201 215V218L203 219V217L205 218ZM23 218L25 217V215L24 216H22ZM37 217V216H36ZM38 217V218H39ZM149 217V216H148ZM192 217V216H191ZM193 217H194V215H193ZM200 217V216H199ZM211 217V216H210ZM210 217H208V219H207V221L208 220H210ZM225 217V218H224ZM61 218V217H60ZM121 218H123L122 216H121ZM120 217H118V221L117 222H121V220L123 221V219H121ZM126 218V217H125ZM152 218H149V219H147L146 221H144V223L142 224V225H139L138 227H137V225H136V227H135V229L133 230V231H131V233L129 234V233H127V232H123V233H121L122 232V230H121V232H120V226L118 225V223L116 224V225H114L115 226V229H113L114 231V234H113V238L110 240V242H108L109 244L107 245V248L105 249V255H104V257H103V259H101V264H115V262L117 261V259H118V264H133L134 262H136V264H141V262H140V258H141V256L138 258V257H134V259H133V257H132V255H139V252L141 251V253H142V251H143V248L142 247H140V248H142V249H139V252H137V250H138V247H137V250H136V253L135 254H131V252H133L134 253V250H133V247H132V250H130V248L131 247H127V243L130 245L131 243L133 244V242L134 241H136L135 239H136V237L137 238H139L140 236L139 235H141V234H143V237H145V236H150V235H152V233H150V232H152L151 230H153V235L155 234L154 233V229H156V228H154L155 226H157V224H155L156 222L152 219ZM160 218V217H159ZM56 219V218H55ZM117 219V218H116ZM121 219V220H120ZM127 219V218H126ZM126 219H124V220H126ZM192 219V218H191ZM195 219V218H194ZM194 219H192V220H194ZM199 219V218H198ZM211 219H212V217H211ZM155 222V223H153V221ZM201 220V219H200ZM199 220V222H202V220L200 221ZM205 220V219H204ZM226 220H228V219H226ZM195 221V220H194ZM206 221V222H207ZM229 221V220H228ZM237 221V220H236ZM115 222V221H114ZM113 222V223H114ZM139 222V221H138ZM192 222V221H191ZM238 222V221H237ZM236 222V223H237ZM116 223V222H115ZM122 223V222H121ZM121 223H119V224H121ZM195 223V222H194ZM197 224H198V222H196ZM209 223V222H208ZM102 224H103V222H102ZM102 224H101V226H102ZM105 224V223H104ZM154 224H155V226H154ZM200 224V223H199ZM204 224H205V222H204ZM225 224V223H224ZM223 224V226H226V225H224ZM151 225V227H149ZM152 225L154 226V227H152ZM201 225H203V224H201ZM201 225H199L198 226V228L201 226ZM234 225V224H233ZM236 225H238V224H236ZM236 225H235V227H236ZM105 226V227H104ZM103 227L106 229V230H108V231H110L109 229H108V226L107 225H104ZM113 226V227H114ZM194 226V225H193ZM204 226V225H203ZM206 226L208 227V225H207V223H206V225H205V230L207 231L208 229H206ZM221 226V227H220ZM228 226V225H227ZM260 226V225H259ZM102 227V229H104ZM148 227L150 228V229H148ZM202 227V226H201ZM212 227V228H213ZM233 227V226H232ZM234 227V228H235ZM262 227V226H261ZM110 228H111V226H110ZM152 228H154V229H152ZM238 228V227H237ZM133 229V228H132ZM233 229V228H232ZM231 229V230H232ZM240 229V228H239ZM260 229V228H259ZM106 230H102V231H104L105 232V234H107L108 235V233H106ZM150 230V234H147V235H145L148 231ZM202 231H204V230H202ZM262 231V230H261ZM263 231H264V228H263ZM261 232V234H263L264 232ZM111 232V231H110ZM130 232V231H129ZM201 232V231H200ZM208 232H209V230H208ZM212 231H211V234L213 233ZM236 232V231H235ZM238 232V231H237ZM240 232V231H239ZM145 233V234H144ZM232 233V232H231ZM259 233V232H258ZM104 234V233H103ZM104 234V239H106L105 238V235ZM208 234H210V232L208 233ZM210 234V235H211ZM213 234V235H214ZM239 234V233H238ZM152 235V236H153ZM207 235V234H206ZM148 236V237H149ZM155 237V236H154ZM162 237H163V239H162ZM213 237V236H212ZM257 237H258V235H257ZM262 237V235L260 236V238ZM232 238V237H231ZM263 238V237H262ZM103 239V240H104ZM149 239H151V237L149 238ZM149 239H147V238H145V242H143V243H146V245H147V240L149 241ZM159 239H162V240H159ZM208 239H209V244H210V241H212L213 242V239L212 238H209L208 237ZM211 239V240H210ZM215 239V240H216ZM224 239V238H223ZM129 240H131V241H129ZM133 240V241H132ZM144 240V239H143ZM216 240V241H217ZM220 240V239H219ZM219 240L217 241V242H219ZM224 240V241H225ZM230 240V239H229ZM233 239H231V241H232ZM262 241H264L263 239H261ZM128 241V242H127ZM160 241H162L161 243H160ZM220 241H222L223 242V240L221 239ZM230 241V242H231ZM258 241V240H257ZM261 241V242H262ZM105 242V241H104ZM141 242H142V240H141ZM140 242V243H141ZM211 242V243H212ZM215 242V241H214ZM212 243V244H215V243ZM221 242V243H222ZM228 242V241H227ZM136 242H134V244H133V246L135 247V244ZM139 243V245L138 246H145V244L144 245H142V243L140 244ZM148 243H150V242H148ZM205 243H206V241H205ZM204 243V244H205ZM224 243V242H223ZM258 243V242H257ZM126 244V245H125ZM207 244V243H206ZM258 244H261V243H258ZM203 245V244H202ZM206 246V245H205ZM205 246H203V247H201L202 248V251L203 250H205V249H207ZM209 245H207V247H208ZM211 246V245H210ZM221 246H223V245H221ZM229 246H231V245H229ZM262 246V245H261ZM263 246H264V244H263ZM262 246V247H263ZM136 247H135V249H136ZM146 247V246H145ZM205 247V248H204ZM219 247H220V244H219ZM124 248H129V253L128 254H126V251H124L125 252V255H124V252H123V250H124ZM214 248V247H213ZM218 248V247H217ZM217 248H215V249H217ZM223 248V247H222ZM144 249H146V248H144ZM147 249H148V247H147ZM146 249V250H147ZM262 249V248H261ZM146 250H144V251H146ZM149 250H147V251H149ZM153 250V251H152ZM213 251H216V250H214V249H212ZM219 250V249H218ZM263 250H264V248H263ZM131 251V252H130ZM143 251V252H144ZM206 251V250H205ZM220 251V250H219ZM153 252H155V253H153ZM201 252V251H200ZM199 252V253H200ZM218 252V251H217ZM221 252V251H220ZM194 253H195V255H194ZM219 253V252H218ZM143 254V253H142ZM141 254V255H142ZM151 254V255H150ZM154 254H156V256L154 255ZM197 254V255H196ZM259 254H260V252H259ZM262 254V253H261ZM261 254L260 255H258V256H261ZM264 254V253H263ZM150 255V256H149ZM213 255L215 256V253H213ZM220 255V254H219ZM197 256V257H198ZM203 256V255H202ZM231 256H232V254H231ZM10 257H12V256H9V259H10ZM156 257V260L154 259ZM199 257H201V256H199ZM233 257V256H232ZM232 257H231V259H232ZM262 257V256H261ZM13 258V257H12ZM15 258V257H14ZM135 258L138 260H136V261H134L135 260ZM143 258V257H142ZM141 258V259H142ZM216 258V257H215ZM262 258H264V257H262ZM8 259V258H7ZM192 259V258H191ZM194 259H195V257H194ZM197 260L199 259V260H201L200 258H196ZM195 259V260H196ZM18 260H20V262L19 261H17L16 259H10V262L12 263V264H24V263H22V262H24V261H22L21 262V260L22 259H18ZM224 260V259H223ZM228 260V259H227ZM230 260V259H229ZM263 260V259H262ZM2 261V260H1ZM7 261H9V260H7ZM6 261V262H7ZM5 262V261H4ZM139 262V263H138ZM195 262V261H194ZM192 263V264H195V263ZM198 262V261H197ZM213 262V261H212ZM224 262V261H223ZM229 261H227V262H225V264H227ZM10 263V264H11ZM39 263V262H38ZM231 263V262H230ZM6 264V263H5ZM7 264H9L8 262H7ZM25 264H26V261H25ZM29 264H31V263H29ZM41 264V263H40ZM146 264V263H145ZM222 264H224V263H222ZM229 264V263H228Z\"/></svg>",
  "mask_w": 264,
  "mask_h": 264
}]
</instances>
